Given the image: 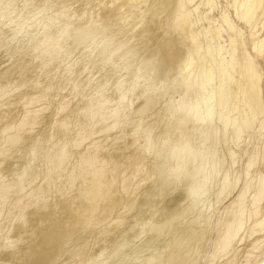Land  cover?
Wrapping results in <instances>:
<instances>
[{
  "label": "bare ground",
  "instance_id": "1",
  "mask_svg": "<svg viewBox=\"0 0 264 264\" xmlns=\"http://www.w3.org/2000/svg\"><path fill=\"white\" fill-rule=\"evenodd\" d=\"M23 1L25 2L27 0H0V2H4V4H7V5L10 4L9 6H7L9 8L6 9V12L5 11H4L5 13L2 12L3 16L5 15L4 18H6V16H7L8 19H12V18H13V20L16 19L17 17L15 18L14 17L15 15H13V13H15V14L21 13V11L24 10L23 8H24L25 4L21 5V3ZM30 1L31 0H28L27 2H30ZM71 1H73V0H71ZM79 1L80 2H78L79 3L78 6L76 5V6H72V8H66V10L68 9L67 10L68 13H66V12L65 13H66V15L69 14L67 16L65 15V13L62 14L63 16H61V13L59 11L60 9H59L58 11L60 14H58L57 12L56 13L58 15L53 14V15H55V16L57 15V16L56 17L53 16L52 18H50L52 20L51 21L49 20V23L45 24L44 22H42L43 20L41 22H40V20L38 22H36L38 24V29L40 28L39 26H41V25L43 26L41 28V30H38V32H37L36 31L37 27H36L35 28L36 32H34L35 34L31 35L29 38L27 36L28 39H26V40H22V41H24V44H23V46H20L21 50L15 49L13 51V54L11 53L12 55H14V53H18L17 57H21V58L18 60L17 59L13 60V64H12L13 68L12 67L9 68L10 66L5 67V70L4 71L1 70L2 72H0V100L2 98V100L0 101V164L2 165L0 168V171L4 170L6 168L7 172L10 171V173H11V168L9 167L10 170H8L7 169L8 167L4 168V166H7V164L10 161H11L10 165H12L13 164V162H12L13 157H14V161H15V157L20 155V153H23L25 151V149L31 148L32 150L31 149L29 150V151H31V154H29L28 165H27V163H25L27 166L25 165L24 168L20 167L21 169L23 168L22 171L20 172L21 175L20 174L15 175L16 176L15 179H17V180L19 179L18 182L21 181L19 184H21L22 187L26 186V185H24V184H26L25 182L27 181L26 178H24V176H26V175H24L23 172H25L26 167H28V169H29V163L32 160V157L34 158V156H32V155L36 154V151H38V149L39 150L40 149L45 150L43 148V145L45 143L43 142L44 144H42V140L45 137L43 138L44 134L42 135V133H40V128H38L39 129L38 133H40L42 135V137L41 136L40 137L43 139H40V138L34 139L33 138L34 136L31 137L32 131L35 128L33 126L35 124V121H37L41 115H43V114L45 115L41 119L44 121V118L45 117L47 118V116L51 112L50 113L48 112L49 114L47 113L48 115H46L45 114L46 113L45 108L37 109L35 107L34 108L32 107L31 113L27 115V114H25V108L28 104H30V103L35 104V102L39 101L42 97H44L43 96L44 93L50 87L49 86L50 83L48 82L50 76L53 77L56 75L57 62L59 60L63 61L64 59L62 57L64 55H66V54L70 55V53L71 54L73 53L74 50L71 48L74 45L70 46L72 43L75 44L74 42H76L80 46L83 42H86V41L92 42L93 41L92 47L87 49V51H85L83 54L85 56L84 62L82 61V59L80 60L81 63L82 62H83V64L85 63L84 64L85 66L81 65V68H80V66H76L73 68L67 67L68 72H65V73L66 74L68 73V76L63 75L64 74L63 70L65 69V67L62 70L60 69V71L58 70L59 72H61V71L63 72V74H62L63 76L60 75L61 79H59L61 81L58 82V83H60L58 85L59 86L58 91L60 93L62 91L65 92L66 90H67L66 91L67 93H68V90H70V93H72L71 92V89H72V91L77 93L78 99H80L79 98L80 96L78 93L82 91V90L80 91V89H82L81 85H82V83H84L83 80H85V81L91 80L89 82V83H91L92 80L95 78L94 72L97 70L96 69L94 71L95 67H97V66H100V67L107 66L108 67V65H106V63L109 64V63H111L112 60H115V59L116 60L113 62V64H115V66L118 69L120 68L119 70L122 71V72L120 71V73H124L125 75H128V77L125 76L124 74L120 75V73H118V76L124 75V77H126V79L123 77H122L123 79L119 78L120 80L118 81L117 79L115 80L114 76H113L116 73L114 72L113 75L111 74V76H113V79L115 80V83L114 84L112 83V85L110 86L111 82H113V81H111V82L109 81L110 84L106 83V84H109L108 87H106L107 85H105V86L101 85L100 86L102 89L106 90L105 94L103 91L102 92L100 91L101 93L104 94V95L102 94L104 97L107 94V92L110 90L109 93H111V94L105 98L101 97L100 99H97L98 97H96V96H99L98 92H96L95 93L96 95L94 96L90 92V90L88 89L89 95L90 96L93 95L92 97L93 98L95 97L96 99H93L92 97H90L88 99L87 98L88 95H87V97H84L83 99H85V98L87 99V100L86 99L84 100L85 103L89 102V104H88L89 107H87V105L83 102L84 105H86V106L83 105L84 106L83 109H80V110L78 109L79 112L77 111L78 114L76 113V115L74 117V118H76L77 115H78L77 117L83 116V112H84V115H85V113H86V115L88 113L89 116H87V117H91L90 121L89 120L84 121V119H87L86 116H84L86 118L80 117L83 119V121L81 120L83 123L87 121L88 123L90 122V125L89 124L87 125L84 123L85 124L84 128L89 126V129L87 127L86 129H88V131L83 130V133L81 132L82 134H84V132L86 131V133L83 135V138L81 137L82 139H77V140H80V141H78V143L75 140L76 139L75 136H78L81 134L80 131L82 130L81 128H83V127H81L83 123L81 125H79L80 123L78 124L81 127V128H79V130L81 129L79 131V133H80L79 134L78 132H75L76 130H78V128H76L77 124H75L76 129L75 128L73 129V127H71V126H73L72 122H74V119L72 121V119L68 118L69 114H71L70 112L72 110L74 112H76L75 108L79 104V103H77V99L75 97L74 98L76 99V102L72 101L74 99V98H72V96L75 93L74 94L72 93V96L70 95L68 100H66L68 97V96H66V99L64 98L65 100H62L61 103H59V102L56 103V104L59 103L58 106L60 107V109H59V107L57 108L54 104V106L58 109V111L61 110L60 111L61 117H60V115H58V113H56L59 116V120L56 122V120L58 119L57 116H55V117H57L56 120H54V118H53V122L51 119L50 123H54V125H56V123H57L54 130L51 129L52 131L48 130V129H50V126L47 129L46 127L48 125L46 126L45 123L42 122L43 125L46 126L44 128L48 130V131H46V130L45 131L47 132V134H48V132H49V134H50V132H52L51 134L54 135V134L58 133L56 130H58V129L60 130V128H62V129L64 128L63 130L61 129V135H59V136H62V133H63L62 131H67V129L69 127H71V130L72 129L75 130L74 132L77 134L76 135L74 134V139L71 138V140L73 139V141L70 140V137H72V136L69 137L68 141H69L70 145H72L73 142L75 141L76 144H74V146H75V149L78 148V150L76 152L74 151V153H73V150H71L70 147H74V146L73 145L69 146L68 143H67V145L69 148L65 149L67 147V145L65 144V142H67V139H66L65 142H64V140L62 141V142H64L62 144H64L65 146L60 145L61 149L60 148L58 150L55 149L56 151H58V153L55 150H54L55 151L54 152L52 147L56 146L55 145L56 140H53V139H57L58 134H60V133L57 134V138H53V139L51 138V140L54 141L53 142L54 144L50 143L51 141L49 142L52 147L49 148L48 146H50V145H47L48 151L46 150L47 153L45 152L46 157L45 158L43 157L44 158L43 161L39 158V160H41L42 163L40 164L38 161L37 165H35V172L33 170V172L37 175H35V177L33 179H31L32 180L31 184H29V185H31V190H29L30 186L27 185L26 186L27 191L24 190L23 188L17 191L16 189H19V188H15V186H16L15 184L17 183L15 181V179H14L15 183L12 184L10 182L8 183V180H6L4 178V176H2L3 174L0 176V192H2V190L6 191V195L4 197L0 196V202H1V200H4V203L0 204V228L2 229V226L6 227V230L4 232H2V230H1L2 235H0V247H1V249H0V264H10L12 261L14 262V261H17L19 259H20L19 264H61V261H60V263L58 261L59 260L58 256L60 257L62 252L64 253L65 250H67L66 248L68 247L67 246L68 243L71 246V248L68 247V249L70 248V251L67 250L69 252L68 253L69 263L68 264H92L93 262L95 264H97L98 259L100 258V256L104 255V251L106 249L101 250V251H99V250L96 251L95 245L97 243H99V242H96V239L102 235H103V237L105 235L106 236L108 235V237H109L110 232L114 231L115 229H117L119 226H121L123 224V220L125 218L124 216H126V215H124V212H126L128 209L132 208V206H134L136 204V203L134 204V201L136 199L134 200L132 198V195L134 194V192L132 195L128 194L129 193L128 188H131L133 190L136 189V188L134 189L133 185H135V183L137 182V179H138V183H136V185H135V187H137V185L139 184L140 174H142L143 172L146 173V171H148L147 167L149 168V166H151L152 168L149 169L147 176L144 175L145 176L144 178L148 182L146 184L150 186L149 188L147 186V188H145V189H148L150 192L149 194H152V195H150L151 198L155 197V194L158 192L157 191L158 188L155 187L156 183L158 181L162 182L164 179H166V180L170 179V173L172 174L171 177L172 176L176 177L175 179H173L172 184L170 183L171 186H169L167 184L168 187L166 188V190H169L168 191L169 194L167 195L168 199L165 196H164V199L168 200V201L167 200L166 201L168 202L169 207H170V209H172V211L179 209V205L185 204L186 206L184 205L185 206L184 208H182L183 206L180 207V210L179 211L177 210V213H176V211H174V213H176V214L173 213L174 215L169 214V216H170L169 220L171 221V223H172V221L174 223L177 221H181L183 224V221L180 219L185 218V216L190 214L191 211H193L196 207H198L199 204L201 205L200 201H201L202 195L200 198H197V197L195 198L194 195H196V193H198V191L201 190L202 184L204 182H207V185H206V183H204L205 185L203 184L204 189L205 188L209 189V187H210V186H208V183L210 182V180L206 181L207 179H209V178H207L208 176H206V180H205L202 178L203 176L201 175V173L204 174V172L202 171L203 166H206V163H204L205 165H203V159L206 155L205 156L202 155L203 152H205V151H203V150L200 151V149H201L200 145L196 146V144L199 143L198 138H197L198 140H196L197 142L195 141L196 144H195V142L193 143L191 141L192 139H190L192 132H193L191 125L196 123V122L195 123L192 122V120L194 119L193 117H195L196 114H199L196 111V110H198L197 104H195V106H194V107H196V106L197 107L194 108L192 106L190 100H192L194 98L193 95H195V94L200 95V93H199V87L200 86L198 87L197 84L194 83L197 80V78L193 82H192V80L184 81V79L186 78L187 75H186V73H184L183 70L189 69L188 71H186L187 73L190 71L191 67L189 68V66H188V68H187V65L189 62L192 61V57L190 58L189 56H191L192 53H195V52H192L190 50L192 52L191 53L188 50L191 48V45L187 44L186 41L182 39L183 38L182 33L184 30L189 32L188 34L187 33H185V34L191 35V36L187 37L190 39V41L187 40V42L188 41L192 42L193 41L192 37L195 36L193 30H190V27L192 24L190 25L189 24L190 22L186 18L187 15L185 12L187 11V9L184 6L185 2L183 3V1H181V0H171V1L166 0L165 2L163 1L162 4L163 5H164V3H166V4L164 5L165 6L164 12L163 13L161 12L162 18H160L161 17V14H160V16L158 18L152 17L153 19L151 20V17L146 15L147 13H149V11L148 12L146 11L147 12V13H145L146 18H144L145 19L144 21H146V25L142 29L139 30L138 28H140L139 26L142 24V22H140L141 24L140 25L138 24L139 26L137 28L138 32L136 31V32L132 33L129 31H132L134 28L131 29L132 28L131 27L130 29H127L125 27L127 25L126 23L130 22V20H133L132 17L137 18V20H138V17L142 16V15H140V16L138 15L136 17V15L139 13L137 11V9L139 10V8L134 7V4L136 2L134 3L133 0H79ZM139 1H141V0H138V2ZM218 1L220 2V0H218ZM132 2L134 4H132ZM138 2H137V4H138ZM155 2H157V1H155ZM159 2H160V0H159ZM214 2H216V1H214ZM233 2H236V0L235 1L233 0ZM153 3H154V1H153ZM66 4L68 5V3H66ZM192 4L194 5V3H192ZM241 4H242V2L240 3V5ZM139 5H140V3H139ZM139 5H138V7H140ZM185 5H187V2ZM26 6H27V4H26ZM151 6L152 5L149 4V7H151ZM159 6H161V5H159ZM218 6L219 5H217V7ZM237 6H238V4H237ZM30 7H31V5H30ZM68 7H71V6L69 5ZM144 7H146V6H144ZM152 7L154 8V6H152ZM155 7H156V3H155ZM184 7L186 9L185 11H184ZM204 7H205V5H204ZM217 7H215V8H217ZM54 8H56V7H54ZM210 8H211V5H210ZM220 8H221V4H220ZM28 9H30V8H28ZM140 9H142V8H140ZM232 9H235V7ZM35 10H36V8H35ZM62 10H64V9H62ZM62 10H61V12H62ZM66 10H64V11H66ZM158 10H159V8H158ZM196 10H198V9H196ZM240 10L242 11V19H245L246 22H248L253 17L252 15H254L256 12H258V14H259V16L257 17L258 18L257 19L258 24H255V26L256 25L257 26L252 28V29H250L252 27V25L250 24L251 27L249 28V30H247V29L244 30V27H243L244 31L242 29H238L237 27L236 28L238 30L235 29V31H237V32L234 33L236 35V37H235L236 40H233L234 44H235V48L233 49L234 54L232 53V50H231V53H232L231 65H232L233 72L236 73V78H235V82H232L233 83L232 86H234L233 87L234 89L232 90L233 92L231 94L232 96L230 95L229 100L228 99L227 100L229 102L230 99H232L234 105L240 104V102L243 101V102H245L246 105L250 104L251 106L254 107L253 109H255V113H253L254 115H251V116H253L252 120H247L248 117H247V119L243 118V121L241 120L243 123L242 126L246 125L247 121H248L249 124H247L248 128L246 130H248L249 126H250V127H252V129H250V130H252V133L250 135L251 136L250 138L248 136V138L250 139V142L247 143L248 144L247 146H245V145L240 146L239 145L240 147L239 146L236 147V148L239 147L237 150H235V149L229 150L230 155L228 154L227 156L232 157L234 153H238L239 158H241V160H242V165H241L242 166V169H241L242 174H240L241 178L239 181V178L236 177L237 180L239 181V183L237 185L238 181H235V186L234 185L232 186L231 182L235 180V177H234V179L232 178L233 180L230 179V180H232L231 182H230L228 177H224V179H223V176L221 177V180L223 179L224 183L227 182V184H228L230 182V184H231L230 186H232L233 188H228V189H230L228 191V189L226 187L227 185H226L225 187H226L227 192H228V194H227L225 191V187L223 186L224 183L222 184V186H223L222 188H224V189H222V191L224 192L223 194L226 193L225 197H227L229 195L228 197H230V198H229V200H225L227 202H222L224 204L221 206H220V204H221L220 200L218 199L219 200L218 201L216 198V200L218 201V203L220 202V204H219V207H216L217 204H213L214 206L216 205L215 207L217 208V209L215 208L216 209V216L214 215L215 217L211 218V220L213 219L212 220L213 224L209 223L207 225L209 227L212 224L211 225L212 227L210 226L211 229L209 227V229H210V231H208L209 233L206 232L207 230H209L207 227H205L207 229L206 231L204 230L205 232H203L201 230L203 233H205L204 235L202 233L201 234H202V238H204V240H205L204 243H206L208 240V242L206 244L208 246L205 250L200 247L201 250H204L203 251L204 253L202 255L203 256L202 259H200L201 257L200 258L198 257V259H200L201 262L198 261L199 263H196L197 259L195 260L196 264H264V0H244V4ZM192 11H194V10L192 9ZM236 11H234V12H236ZM136 12H138V13H136ZM201 12H200V14H201ZM229 12H230V10H229ZM151 13H153V12H151ZM154 13H155V11H154ZM192 13H194V12H192ZM198 13H196V14H198ZM207 14H208V12H207ZM215 14H216V12H215ZM239 14L240 13H238V14L235 13V16L239 15ZM145 15H144V17H145ZM149 15H151V14H149ZM204 15H203V17H204ZM211 15H213V14H211ZM229 15H231V14H229ZM151 16H154V15H151ZM220 16H221V14H220ZM226 16H227V14H226ZM208 17L210 18V16H208ZM208 17H207V19H208ZM229 17H231V16H228L227 18H229ZM159 18L163 21L161 22V20H159ZM204 18H206V17H204ZM139 19L143 20V18H139ZM222 19L223 18H221V20ZM237 19H238V17H237ZM254 19H256V17L253 18V20ZM0 20L3 22L1 17H0ZM13 20H11V21H13ZM148 20H149V22H148ZM195 20H197V19L195 18ZM228 20H226L225 23L229 24L230 21H228ZM230 20H232V18ZM44 21L46 22V20H44ZM47 21H48V19H47ZM215 21H217V20H215ZM223 21H225V20H223ZM220 22L218 21V23H220ZM233 22H230V23L233 24ZM237 22H238V20H237ZM195 23H197V22H195ZM213 23L215 25V22H213ZM4 24H6V23H4ZM10 24H12V23H10ZM129 24H132V23H129ZM135 24H137V22H135ZM222 24H223V22H222ZM248 24H246V25H248ZM198 25L200 26L201 24H198ZM223 25L225 26L227 24H223ZM1 26H2V23H1ZM13 26H16V25H13ZM228 26L229 25H227V27ZM231 26L233 29L234 26L233 25H231ZM231 26H229L228 28H230ZM4 27L5 26H3V28L0 27V42H1V40L5 41L3 38L6 39V37H8L7 35L11 34L9 32V30H8L9 33H6L7 29H9V28H4ZM129 27H130V25H129ZM11 28H12V30L14 29L13 27H11ZM17 28H18V26H17ZM214 28H215V26H214ZM135 29H136V26H135ZM201 29H203V28H201ZM201 29H199V30H201ZM211 29L213 30V28H211ZM217 30H216V32H217ZM223 30L224 29H222L221 31H223ZM230 30H231V28H230ZM13 31H16V30H13ZM19 31H22V30L20 29ZM210 31H208V32H210ZM203 32H204V30H203ZM232 32H234V31H232ZM130 33H132V34H130ZM218 33H220V32L218 31ZM227 33H228V31H227ZM227 33H225L224 35H226ZM30 34H28V35H30ZM192 35H194V36H192ZM198 35H197V37H198ZM212 35H214V33H212ZM230 35H228V38ZM109 36H111L112 38L108 40L107 38ZM203 36L206 38L205 35H203ZM23 37H25V32H24ZM209 37H211V35H209ZM216 37L218 38L217 35H216ZM222 38L223 37H221L220 39H222ZM233 38H231V40ZM105 39H107L108 41L105 42L104 41ZM196 39H198V38H195V40ZM212 39H213V37H212ZM210 42H211V40H210ZM224 42H225V40H224ZM192 43L194 44L195 42H192ZM206 43H205V46H206ZM211 43H213V42H211ZM218 43H220V42L218 41ZM230 43H231V41H230ZM5 44H7V43L5 42ZM201 44H204V43H201ZM201 44H199V45H201ZM187 45H189L190 48H188ZM196 45H198V44H196ZM231 45H232V43H231ZM76 46H74V47L76 48ZM87 46L89 47V45H87ZM202 46H204V45H202ZM220 46L221 45H219L218 47H220ZM227 46L231 47L229 45H227ZM227 46L225 48V45L223 44L222 47L225 49H230V48H227ZM77 48H78V46H77ZM84 48H86V47H84ZM199 48L200 47H198L197 49H199ZM223 48H221V49L223 50L222 52L224 53L226 50L224 51ZM79 49L81 50V47ZM214 49L216 51V48H214ZM84 50H86V49H84ZM78 51L79 50H76V52H78ZM82 51H83V49H82ZM202 51H204V49ZM217 51H218L217 54H219L220 50L217 49ZM199 52H201V51H199ZM223 53H221V55ZM228 54H229V52H228ZM76 55H77V53H76ZM78 55H79V53H78ZM198 55H196L193 58H195V60L198 59L197 61H200V62L195 63V61H194L195 65L191 64V66L193 65V67H195L194 68L195 70H196V65L197 66L198 65H204L206 63L205 62L206 60L204 59L205 57H203L201 59L200 58L201 56H200L199 57L201 59L200 60L199 58H196ZM79 56H77V58ZM207 56H208V53H207ZM224 56H223V58H224ZM38 57H40V58L42 57V58H44V60L39 59ZM66 57L67 56H65V58ZM74 57H76V56H74ZM138 57H139V60H140V58H142L141 62H143L142 60H145V58L147 57V59L143 63H145L144 65L148 64L150 66V68L153 70V72H154L153 73L154 75L152 76L153 78H149L148 77L149 75L146 76V75L142 74L141 71H143V68H144L143 64H142L143 66L140 64H139L140 66H137L135 64L136 66L134 65L135 66V68H134L133 64L136 63L135 60L136 59L138 60ZM10 58H11V56H10ZM34 58L36 60L38 58L37 61L41 60L39 63H41L43 61L42 64L40 65V67L38 66L39 64L37 65L38 67H35V64H33L34 65L33 66L32 63H29V61L32 59L34 60ZM60 58H62L63 60ZM67 58L69 59V57H67ZM212 58L216 59V57H213V55H212ZM212 58H211V60H213ZM225 58H226V56H225ZM7 59H9V58H7ZM23 59H24V61H23ZM75 59L76 58H74L72 60H75ZM109 59L111 61H109ZM207 59L209 61V64H208V67H209L211 60H209V58H207ZM215 59L213 60V63H215L214 62V61H216ZM228 59H230V58H228ZM33 60H32V62L34 63L35 60L34 61ZM69 60H71V59H69ZM72 60L70 62H72ZM189 60H191V61H189ZM220 60H221V57L219 59V62H220ZM65 61L66 60H64L63 62L65 63ZM9 62H10V60H9ZM70 62H69L70 65L72 63H73V65H76V63L74 64L75 61H73L72 63H70ZM76 62H77V59H76ZM225 62H226V60H225ZM225 62H224V64H225ZM229 62H230V60H229ZM3 63H6V62H3ZM3 63H2V65H3ZM66 63H68V62L66 61ZM138 63L139 62H137V64ZM10 64H11V62H10ZM62 64L60 66H64ZM69 64H66V65H69ZM221 64H223V61ZM2 65H0V66H2ZM87 65H88V67H87ZM219 65H220V63H219ZM71 67H72V65H71ZM145 67L147 68V66H145ZM206 67H207V65H206ZM3 68H4V66H3ZM202 68L203 67H201V69ZM1 69H2V67H1ZM109 69L114 70L115 68H111V66H110ZM134 69H136V70L134 71ZM147 69H145V70H147ZM213 69H214V67H213ZM216 69H217V67H216ZM219 69L220 68H218V70ZM222 69H223L222 71H224V67ZM40 70H41V72H40ZM42 70L45 71L50 76L45 74L46 76L43 75V77L45 76V78H46L48 76L49 77L48 80L46 79L47 81L38 82V81H36L37 80L36 78L38 77L37 75L39 74V72L41 75ZM137 70L140 71L141 75L134 76V77H136L134 79L132 74L135 75V73L138 72ZM148 70H150V69H148ZM148 70H147V72H149ZM195 70H193V71H195ZM198 70H200V68ZM203 70H200V71H203ZM207 70H208V68H207ZM111 71H109V72H111ZM225 71H226V68H225ZM96 72H95V74H96ZM101 72H102V70H101ZM101 72L100 73L98 72L99 76L101 75ZM106 72H108V71H106ZM133 72H135V73H133ZM191 72L192 71H190V73ZM197 72H199V71H197ZM203 72H200V73H202V75H203ZM205 72H206V70H205ZM216 72L213 74H216ZM190 73H189V75H190ZM200 73H199V75H200ZM228 73L226 72V74H228ZM104 74L107 75L105 73V71H104ZM145 74H148V73L145 72ZM209 74H211V73H209ZM213 74L211 77H213ZM220 74H222V73H220ZM40 75H39V77H41ZM58 75H56V76H58ZM202 75H200V76H202ZM218 75H219V71H218ZM115 76H117V75H115ZM105 77H103L105 80L107 78L109 79V77H107V78H105ZM150 77H151V75H150ZM193 77H195V76L193 75ZM203 77H204V75H203ZM203 77H200V78H202L201 80H203ZM221 77H222V75H221ZM54 78L57 79L58 77H54ZM70 78H72L71 80L74 79V82H72L71 87L68 88L66 86L65 82L68 79L70 82ZM140 78H141V80H140ZM213 78H215V77H213ZM226 78H228V77L226 76ZM56 79H55V82H56ZM97 79H95V80L97 81ZM100 79L102 80V78H100ZM104 79H103V81H105ZM128 79L131 80L130 84L125 83V82L129 81ZM191 79H193V78L191 77ZM206 79H209V78L206 77ZM215 79H213L214 82H215ZM217 79L219 80V78H217ZM222 79H223V77H222ZM222 79L220 81H222ZM229 79H230V77H229ZM101 80L99 81L100 84H102ZM213 80H212V83L214 84ZM49 81L51 82V78ZM223 81H224V79H223ZM230 81H231V79H230ZM232 81H233V79H232ZM93 82H94V80H93ZM204 82H205V80H204ZM206 82H207V85H203V86H206V87L208 86V89H209L210 88L209 86H211L212 83L211 84L209 83L210 85H208L207 80H206ZM86 83H88V82H86ZM201 83H202V81H201ZM218 83H219V85L218 84L217 85L220 87L222 84L220 85L221 82H218ZM226 83L224 82L225 85H226ZM86 85H88L89 88L91 87V86H89L90 84H86ZM99 85H95V83H94V85L92 84V86H99ZM228 86L230 87V85H228ZM56 89H55V91H56ZM94 89L98 91V88L95 87L92 90V87H91V91L95 92ZM204 89L206 90V88L204 87L200 92H206ZM84 90L85 89L83 88V91ZM218 90H219V88L217 89V91ZM220 90H223V89L221 88ZM227 90H229V89H227ZM51 91L53 94L54 93L53 90H51ZM48 92H49V94H51V92L49 90H48ZM48 92H46L45 94H47ZM86 92H83V93H86ZM101 93H100V96H102ZM215 93L216 92H214V94ZM217 93H219V92H217ZM217 93H216V95H217ZM220 93H222V91ZM208 94H209V91H208ZM62 95L65 96L64 93ZM218 95H221V94H218ZM46 96L48 97L49 95L47 94ZM60 96H61V94H60ZM74 96H76V95H74ZM188 96H190V97L188 98ZM191 96H192V99H191ZM200 96H202V95H200ZM209 96H210V94H209ZM56 97L57 98L59 97L58 93H57ZM197 97L199 98V96H197ZM205 97L207 98L206 95H205ZM221 97H222V95H221ZM221 97H219V98L221 99ZM52 98L54 99L53 96H52ZM57 98H56V101L58 100ZM62 98H63V96H61V99ZM70 98H71V100H69ZM201 98L205 99L203 97H200L199 99L202 100ZM53 99H51L50 101H53ZM61 99H60V101H61ZM212 99L213 98L207 99V101L210 102L209 100H212ZM220 99H218V100H220ZM196 100H198V99H196ZM48 101H49V99L47 100V102ZM204 101H206V99ZM220 101L222 104L223 103L222 100H220ZM78 102H80V101H78ZM201 102H203V101H200L199 104ZM80 103H82V102H80ZM195 103H197V102H195ZM206 103H205V106H208V105L210 106L211 102L208 104H206ZM49 104L52 105V102ZM200 105L202 106V103ZM54 106L52 109H51V107H49L52 112L55 108ZM209 106H208V109L210 108ZM228 106H230V105H228ZM248 106L249 105H247L245 107L248 108ZM85 107L88 109V112H85V110H84ZM211 107H212V105H211ZM224 107L225 106L223 105V108ZM236 107H237V105H236ZM242 107H244V106H242ZM77 108H79V107H77ZM198 108H203V107L199 106ZM50 109H48V110L50 111ZM87 109H86V111H87ZM236 109H238L237 111H239L238 107ZM214 110L216 111L217 109L214 108ZM229 110H230V108H229ZM80 111H82V112H80ZM173 111H176V113H177V115L174 118L172 117ZM209 111L211 112V110H209ZM234 111H232L233 113L232 112L230 114L228 113L229 114L228 116H230L231 114H234ZM240 111H241V109H240ZM248 111H252V110H248ZM56 112H57V110H56ZM204 112L205 111L203 110L202 114L200 116H202ZM210 112H209V115H210ZM225 112H226V110H225ZM80 113H82V115ZM200 113H201V111H200ZM79 114H80V116H79ZM211 114H212V112H211ZM241 114H240V116H238L239 119L241 117ZM209 115H207V113H206V116L204 115L206 117V119L203 117L204 118L203 122H205L207 120V118L209 119V121L208 120L206 121L207 123L209 122V124L205 123L208 126L206 127L203 124L202 125L204 127H206L205 130L207 129L206 131H208L206 134L209 133V136L211 134V138H212L213 133L220 135V131H219V133L215 132V131H217V129H216L217 125H215V123L218 121L214 122V120H210ZM218 115H215V117ZM50 116H48V118H50ZM52 116H54V115L52 114ZM72 116H74V115L72 114ZM197 116H199V115H197ZM197 116H196V118H197ZM211 116L214 117L213 115H211ZM220 116H222V112H221ZM216 118H218V117H216ZM234 118L236 119V117H234ZM67 119H69V121L72 125H70V124L68 125ZM219 119H220V117H219ZM225 119L227 120V118H225ZM231 119H233V118H231ZM231 119H230V121H231ZM81 121L78 119L77 122H81ZM197 121H198V119H197ZM223 121H225V120L223 119L222 121H219V123H221ZM227 121H225L226 123L223 122L224 124L222 123L220 128H218V129H221V128L223 129L222 134H224L225 138H227L224 140V138H223L224 136L222 137L225 143H227V141L229 139L228 137H229V133H230V131H229L230 128H233L232 125H231L232 127L230 126V128H229V123ZM46 122H49V121L46 120ZM203 122H201V123H203ZM233 122L232 123L230 122V123L233 124ZM11 123L14 124L13 126H15L16 129L7 135H4L5 131L9 129L8 126ZM199 123H200V121H199ZM238 123H239V121H238ZM196 124H198V122ZM251 124H252V126H251ZM193 126L195 128L197 125L196 126L193 125ZM236 126H238V124ZM242 126H240V127H242ZM40 127H41V129L43 128L42 126H40ZM58 127H60V128H58ZM199 127H201V126H199ZM44 128H43V131H44ZM52 128H53V126H52ZM56 128H58V129H56ZM236 128H234L235 132L237 130ZM242 129H244V128H242ZM197 130L199 132L200 128L198 129V127H197ZM234 130L232 129L233 132H234ZM246 130L244 129V131H246ZM72 131H70V132H72ZM175 131L179 132L180 138H181L180 143L178 145L172 144V142H171L172 133H174ZM238 131H239V129L237 130V132ZM46 132H45V135H46ZM68 132H65V133H68ZM70 132H69V134H71ZM65 133H63V135ZM201 133H202V131H201ZM238 133L239 134L238 135L236 134V136L232 135L234 142H233V140H231V141L234 145L233 144L232 145L230 144V145L234 146V148L236 145L240 144V143H238V141H241V140H239V138H241L240 135L242 134V131H241V133L240 132H238ZM247 133L248 132H245L243 134L246 135ZM49 134H48V137H53V136H49ZM215 134H214V136H215ZM202 136H204V135H202ZM226 136H228V137H226ZM207 137H208V135H207ZM194 138H195V136H194ZM213 138L215 139L214 142L217 144V141H216L217 138H215V137H213ZM61 139H62V137H61ZM45 140L46 139H44V141ZM202 140H204V138ZM205 140H207V141L209 140L211 142L210 138L205 139ZM205 140L202 141L203 142L202 144L204 147H205V145L210 144L209 141H208L209 143L207 141H206L207 142L206 143ZM218 141H219V138H218ZM242 141H243V139H242ZM229 142H230V139H229ZM245 142H244V144H245ZM46 143H48V142H46ZM83 143L84 144L86 143V145L81 147ZM220 144H221V142H220ZM222 145H223L222 147H224L223 143H222ZM61 146L63 147V149ZM198 146H200V147H198ZM214 146L218 147L217 145H214ZM225 146H226V144H225ZM56 147H59L58 144ZM226 148H227V146H226ZM229 148H231V147H229ZM203 149H206V148H203ZM218 149H219V147H218ZM208 150H212V149H208ZM216 150H217V148H216ZM220 151H223V150H220ZM227 151L228 150H226V153H227ZM25 153H26V155L28 154L27 151ZM38 153H40V152H38ZM45 153H43L44 156H45ZM207 153H209V152H207ZM204 154H206V152ZM220 154H222V152ZM222 155H224V154H222ZM225 155L224 156L220 155V157L227 158ZM212 156L215 157V155H212ZM212 156H210V157L212 158ZM38 157H40V156H38ZM233 158H236V157L233 156ZM25 159H26V157H25ZM207 159H208L207 161L209 162V157ZM215 159L218 160V158H215ZM215 159L213 158L214 161H215ZM34 160H35V158L33 159V162H34ZM213 160H210V161H213ZM219 160H220V158H219ZM230 160L232 161V159H230ZM51 161H56L53 165L54 167L52 166V164L46 165V164H48V162L51 163ZM221 161H223V159ZM221 161H219L218 165L220 164ZM235 161H238L237 163L240 162V160H237V159ZM235 161H233L232 163L237 164ZM18 162H19V160H18ZM223 162L226 164L225 161H223ZM223 162H222V165L224 164ZM211 163H213V162H211ZM31 164H32V162H31ZM239 164L238 165L232 164V165H234L235 167L238 166V168H239L240 167ZM32 165H34V164H32ZM222 165L220 166V168H221L220 171L221 170L224 171V169L226 168L225 172H227V173H224V172H220V173H223L226 176V174H228L229 171H227V167H224L222 169ZM232 165L231 166L229 165V166L233 167ZM48 166H51V167H48ZM229 166H228V169L230 168ZM2 167H3V169H2ZM208 167H210V165ZM208 167H207V169L209 171ZM235 167H233V168H235ZM30 168H31V166H30ZM212 168L213 167H211V169ZM28 169H27V171H28ZM218 170H217V172H218ZM231 170L233 171L232 168H231ZM205 171H207V170H205ZM235 171H236V169H235ZM235 171H233V174H235ZM33 172H31L32 176H33V174H32ZM65 173H67L68 175H71L72 181L70 183H73L72 185H76L75 183L78 182L77 183L78 186H75L76 188L75 187L73 188V186L71 185L72 189L70 191L68 190V192L66 191L68 194L62 192L63 185H62L61 189H60L61 185L60 186L58 185L60 183L62 184V182H64L65 184L67 182L66 185H68V183H69L68 181H70V180H67V178H66V177H68V175L66 174L65 175L66 177L65 176L62 177V175ZM168 173H169V177L164 176ZM214 173L216 174V171H214ZM214 173H213V175H214ZM238 173H241V171ZM11 174L13 175L14 173H11ZM205 174H206V172H205ZM208 174H210V173H208ZM208 174H206V175H208ZM217 174H219V173H217ZM230 174H232V173H230ZM28 175H29V173H28ZM28 175H27V177H28ZM42 175H43V177H41ZM238 175H236V176H238ZM39 176L41 177V179L38 181L37 179H39ZM5 177L7 178L6 174H5ZM61 177L65 178L67 181L66 182L63 181L65 179L61 180ZM10 178H11V179H9L10 181L13 180L12 177H10ZM23 178L26 181H22V180H24ZM144 178H142V179H144ZM225 178H227L229 180V182ZM58 179L61 180L62 182L57 183ZM36 180L38 182H35ZM179 181L181 182L180 183L181 185H178ZM218 181L220 182V180H218ZM22 182H24V184H23L24 186L22 185ZM48 182H50L51 184H49ZM140 183H142V180H140ZM211 183H209V185ZM232 183L234 184V182H232ZM68 186H70V184ZM206 186H208V187H206ZM139 187L141 189V186H139ZM218 187H219V183H218ZM67 188H69V187H67ZM64 189H65V187H64ZM127 189H128V191H127ZM131 189H130V192L133 191V190L131 191ZM207 189L204 190L203 192H205V191L208 192L209 190H207ZM218 189L220 190V188H218ZM136 190L138 191V188ZM211 190H213V189H211ZM220 191L217 190L218 193ZM222 191L219 194H222ZM160 192H161V190H160ZM210 192L211 191H209L208 193H210ZM200 193H201V191H200ZM200 193H198V194H200ZM208 193H205L204 195H206V194H207V196L210 195ZM64 194H66V195H64ZM213 194H212V196H213ZM215 194H216V192H215ZM215 194H214V196H215ZM219 194H217L218 195L217 197L220 196ZM136 195H137V193H136ZM144 195H142V196H144ZM162 195H160V196H162ZM54 196L58 197L57 200H53ZM138 196H139V194H138ZM138 196L137 197L134 196L135 198H137L136 202H138ZM212 196H210V197L212 198ZM223 196H222V198H223ZM198 197H199V195H198ZM203 198H205V197H203ZM222 198H220V199H222ZM18 199H20V200L22 199V200L17 205L15 211H13L12 205ZM161 199L163 200V198H161ZM161 199L159 198V199L151 200L152 204H151V202H149L151 204V209H150V212L147 211L148 212L147 216L149 215L147 218L145 216L146 214L144 215V213H143L144 211L143 212L141 211L143 213V215L145 216V219L148 222L146 225V221L145 222L143 221L145 224V227L147 226L148 230L149 229L153 230L154 229L153 227H155L153 225H148L149 221H152L151 220L152 218L151 219H149V218H150V216H152L151 212L155 211V214H156V212L159 211V206H161L160 204H162V205L164 204L163 203L164 200L161 201ZM224 199H226V198H224ZM120 200H121V207L116 210V207H119L118 205L120 204V202H119ZM203 200L205 201V199H203ZM209 200L211 201V199H208V201ZM214 200H215V198H214ZM188 201H190V203ZM210 201L208 203H210ZM117 203H118V205H117ZM115 204L117 206H115ZM147 204L148 203H146V205ZM210 204L211 205H208V204L207 205L211 206V208H212V206H213L212 201ZM141 205L143 206L144 204H141ZM214 206H213V208H214ZM141 208L144 209L145 207H141ZM134 209H133V211H134ZM198 209H199V207H198ZM209 209H208V211H209ZM215 209L214 210L212 209V210L215 211ZM196 210H197V208H196ZM196 210H195V212L194 211L193 212L197 213L198 211H196ZM200 210H201V208H200ZM129 211H131V210H128V213H130ZM208 211H206L207 214L204 216L209 219L211 216L210 217L208 216V214L210 213ZM165 212H163V213H165ZM203 212H205V210ZM158 213H157V215H158ZM130 214H128L127 216H131ZM155 214H153V215H155ZM213 214H215V213H213ZM195 215H193V217ZM197 215H199V214L197 213ZM140 216H142V215L140 214ZM114 217H116V218L114 219ZM157 217H155V218H157ZM197 217H198V219L200 218V216H197ZM187 218L188 217H186V219ZM196 218H195V220H196ZM113 219L115 222L113 221ZM201 219H202V221L204 220L203 218H201ZM137 220L139 221L140 218L138 217ZM47 221H51L50 222L51 230L49 228L50 231L45 230L46 229V227H45L46 223L45 222H47ZM111 221H113L112 226H110L111 224H109ZM208 221L204 220V222H206V223ZM52 222H54V224L51 226ZM102 222L105 223L104 224L105 228L107 227L106 224L107 225L109 224V227L107 229L104 228L102 230L101 229V227H103V226H101V225H103ZM153 222H152V224L155 223V222L154 223ZM192 222L194 223V220ZM197 222L199 223L200 221L196 220L195 223H197ZM97 224L100 225V230H99L98 226L96 227ZM199 224L201 226L202 224H205V223L200 222ZM47 225H49V223ZM138 225H139V223H138ZM180 226H182V225H180ZM203 226H205V225H203ZM203 226H201V228ZM178 228H179V225H178ZM187 228H189V227H186L185 229H187ZM205 228L203 227V229H205ZM189 229H187V230H189ZM193 229H194V226H193ZM3 230H4V227H3ZM196 230H195V232H196ZM145 231H144V233H145ZM201 231H198L199 234ZM192 232L193 231H191L190 234H192ZM188 233H189V231H188ZM190 234H187V235H188V237L190 236L189 238L191 239ZM193 234H195V233H193ZM199 234H198V236L194 235L195 237L192 235V239H193V237H194L193 240H196V237L198 239V237L200 236ZM148 240H150V239H148ZM178 240H179V238H178ZM197 241H196V243H197ZM200 241H201V238H200ZM200 241H198V242H200ZM93 242H96V243L93 244ZM190 242H191V240H190ZM201 243L203 246L204 245L203 240ZM201 243H197V244L201 245ZM88 244H89V246H88ZM197 244L194 243V245H193V243H192L191 245L193 247ZM127 245L128 244H126V246ZM200 245H197V246L199 247ZM133 246H135V244ZM197 246L194 247L195 251L199 252L200 253L199 256H201L202 251L200 249L196 250ZM187 247L189 248L188 249V252L190 253L189 255L193 254L194 251H193V253H191L192 251L190 252V246H187ZM187 247H186V250H187ZM194 248H192V249H194ZM159 249H161V248H159ZM186 250H184L185 253L187 252ZM162 251H164V250H162ZM169 252H165V253L167 254ZM173 252H172V254H175ZM106 253H105V256H106ZM149 253H151V252H149ZM149 253H147V254H149ZM155 253H157V256H158V252L155 251ZM178 253H180V252H178ZM65 254H67V253H65ZM176 254L174 256H176ZM129 255H130V253H129ZM169 255H167V256H169ZM184 255L185 254L183 253V256ZM187 255H186V257H187ZM105 256H103V258ZM112 256H114V255H112ZM159 256L161 257V255H159ZM141 257H143V256L141 255ZM178 257H181L180 254H178ZM186 257L180 258V260L178 262L177 261H174V262H177V264H182V263H184L185 260H187ZM146 258H148V257H146ZM164 258L167 260L168 257L166 258L163 255V259ZM187 258H189V257H187ZM193 258H194V256H193ZM60 259H61V257H60ZM64 259H66V258H64ZM64 259L62 261H65ZM144 259L145 258L143 257V260ZM156 259L157 258L155 257L154 261ZM170 259L173 260L174 259L173 256ZM176 259H178L177 256L175 257L174 260H176ZM148 260H149V258L147 260H145L146 264L148 263ZM158 260H160V258H158ZM172 260L171 261L169 260V261L173 262ZM104 261H105V259H104ZM125 261H124V263H125ZM132 261H134V260H132ZM142 261H140V262H142ZM149 261H151V259ZM163 261L164 260H162V262ZM190 261L192 262V259ZM56 262H58V263H56ZM134 262L136 263L137 261H134ZM165 262L167 263V261H164V263ZM99 263H101V261ZM126 263H128V262H126ZM152 263L155 264L153 261H152ZM156 263H157V260H156ZM193 263H191V264H193ZM62 264H63V262H62ZM167 264H170V263H167ZM187 264H189V261Z\"/></svg>",
  "mask_w": 264,
  "mask_h": 264
},
{
  "label": "rangeland",
  "instance_id": "2",
  "mask_svg": "<svg viewBox=\"0 0 264 264\" xmlns=\"http://www.w3.org/2000/svg\"><path fill=\"white\" fill-rule=\"evenodd\" d=\"M27 1H28V0H27ZM27 1H25V2L23 1V2L21 3V5H22V4H23V5L25 4V6H24V8H23L24 10L21 11V13H16V14L13 13V15H15L14 17H15V18L17 17V18L14 19V20H13V18H12V19H8L7 16H6L7 19L4 18L5 15L3 16V13L6 12V9L9 8V7H7V6H9L10 4H8V5H7V4H4L5 1H4V2H0V5H1V6H0V9H1V10H0V17L2 18L3 22L7 24V25L4 24V23L0 20V22L2 23V26H1V23H0V27L3 28V26H5L4 28H9V29H7V32H6V31H5V32H6V33H9V32L11 33V34H8V35H7L8 37H6V39L3 38L5 41H2V40H1V42H0V44L2 45V46L0 45V48H1V49H0V65H2L3 62H6V63H3L2 66H0V72L4 71V70H5V67H9V66H10L9 68H11V67L13 68V66H12V64H13V60H15V59L18 60V59L21 58V57H17V56H18V53H14V55H12V54H13V51H14L15 49H16V50H21V47H20V46H23V44H24V41H22V40H26V39H28L31 35L35 34L34 32H36V31L38 32V30H41V28H42L43 26H42V25L39 26L40 28L38 29V24H37L36 22H38L39 20H40V22H41V21L43 20L42 22H44L45 24H46V23H49V20H50V21L52 20V19H50V18H52L53 16H55V15H53V14H57V13L60 14V13H61V16H63L62 14H64L65 12L68 13V11H67L68 9L66 10V8H72V6H76V5L78 6V5H79L78 2H80L79 0H78V1H77V0H73V1H71V0H33V1H32V0H31V1H30L31 3H30V2H27ZM45 1H46V2H45ZM48 1H49V2H48ZM144 1H145L146 3H145ZM149 1H150V2H149ZM153 1H154V3H153ZM155 1H157V2H155ZM163 1L165 2L166 0H160V2H159V0H141V1H139V2H138V0H133L134 3L136 2L135 4L132 2V4H134V7L139 8V10L137 9V11H138L139 13L136 12V13H138V14L136 15V17H137L138 15H139V16L142 15V16L138 17V20H139V21L137 20V18L132 17L133 20H130V19H129L130 22H127V23H126L127 25H126L125 27H126L127 29H130L131 27H132L131 29L134 28L132 31H129V32H132V33H133V32H136V31L138 32V29L140 30V29H142V28L146 25V21H144V20H145L144 18H146V15H148L149 17H151V20H152V19H153L152 17H156V18H158V17L160 16L161 12H162V13L164 12V10H165V9H164V8H165L164 5H165L166 3H164V5H163V4H162ZM168 1H169V0H168ZM170 1H171V0H170ZM181 1H183V3L185 2V3H184V6H185L186 9H187V11L185 12L186 15H187L186 18H187L188 21L190 22L189 24H190V25L192 24L191 27H190V30H193V32H194V34H195L196 37H195L194 35H192V36H194L195 38H198V39L195 40V38L192 37V40H193L192 42H195L196 44H198V45H196L195 43L193 44L192 42H189L190 39L187 38V37H188V36H191V35H187V34L189 33L188 31H185V30H184L183 33H182V36H183L182 39L185 40L187 44H190V45H191V48H190L189 45H187V47L190 48V49H188V50H189V51L191 50L192 52H195V53H192V52L190 51V52L192 53V55L189 56V57H190V58L192 57V61L189 60V61H191V62H189L188 65H187V68H188V66H189V68L191 67V68H190V71H192L193 73H192V72L190 73V71L187 73L186 71H188L189 69H185V70H183L184 73H186V75L188 76V77L186 76V78L184 79V81L192 80V82H193V81H195L196 78H197V80H196L194 83L197 84L198 87L200 86V87H199V93H200V95H202V96H200V95H198V94H195L196 96L193 95V97H194L193 99H192V96H191V99H192V100H190V102H191V104H192L193 107L195 106V104H197L198 107H199V106H200V107H203V108L205 107V108L203 109V108H198V107L196 106L197 109H198V110H196V111H197V113H199V114H196V116H197V115H199V116H197V118H196V116L193 117L194 119L192 120V122H193V123H195V122L197 123V122H198V124L195 123V124H192V125H191L193 132L195 131V132H194L195 134L192 132V135H191L190 139H192L191 141H192L193 143H194L196 140L199 139V140H198L199 143L196 144L197 141L195 142L196 146H197V145H200V146H201V149L199 148L200 151L203 150V151L206 152V154H204L205 152L202 151V152H203L202 155H204V156L206 155L205 157L203 156V157H204V159H203V165H205L204 163H206V166H207V165H208V166L210 165V167L207 166V167L209 168V171H210V172L208 171V169H207L206 166H203V169H204V168H205V169H204V170L202 169V171L204 172V174H205V172H206V174H208V173H210V174H208V175L205 174V175H204L203 173H201V175L203 176L202 178L205 179V180H206V176H208L207 178H209V179H207L206 181H209V180H210L209 183H211V182H212V183H211L210 185H209V183H208V186H210L209 189H207V188L204 189V185H205L204 183H206V185H207V182H204V183H203L204 185L202 184V188H201V190L199 189L201 186L198 188V189L201 191L202 194L200 193V191H198V193H200V194L196 193L197 196L194 195L195 198H196V197H197V198H200L201 195H202V197H201V201H200L201 205H200V204L198 205L199 209H198V207H196L197 210H196V208L193 210L194 212H195V210L198 211L197 213H198L199 215H197V213H194L193 211H191L192 214L190 213V214L186 215L185 218L180 219V220L183 221V224H182L181 221H177V222H175V223L172 221V223H173V224H172L171 221L169 220V218H170L169 214H170V215H174V214L177 213V210H178V211L180 210V207L183 206L182 208H184V207L186 206L185 204L179 205V209H177V210H173V211H172V209H170L169 204H168V202H167V201H168V200H167V199H168V196H167V195L169 194V192H168L169 190H166V188L168 187V185L171 186V184H172V182H173V179H175L176 177H174V176L171 177L172 174L170 173V179H171V180H170V179H167V180L164 179L162 182H161V181H158L157 183L155 182V183H156V186H155V185H154V186H155L156 188H158V189H157L158 192L155 194V197H156V198L153 197L154 195L152 196L153 198H151L150 195H152V194H149V193H150L149 190H148V189H145V188H147V186H148V188H149L150 186L146 184V183H148V182H147V180H146L144 177L148 175V171H149V169H151L152 167H151V166H149V168L147 167V170H148V171H146V173L143 172L142 174H140V178H141V179L139 178V184H140V185H139V184H138V185L141 186V189H140V187H139L138 185H137V187H135L136 183H138V179H137V182L135 183V185H133L134 189H135V188H136V189L138 188V191H139V192H138L136 189H135V190H136L137 192H136L135 190L131 189V188H128L129 191H128V189H127V191L129 192L128 194L132 195L133 192H134L135 195H134V194H133V195H134L135 197H137L138 194H139V196H140V197L138 196V202H136V201H137V198H135V197L132 195V198H133L134 200L136 199L135 201L133 200V201H134V204H135V203H136V204H135V205L133 204L134 206H132V208L128 209V210H131V211H129L131 214L128 213V210H127L126 212H124V215H126V216H124L125 218H124V220H123V224H122L121 226H119L117 229H115L114 231L110 232V234H111V233H112V234H111V235L109 234V237H108V235H107V236L105 235L104 237H103V235H102V236H100V237H98V238L96 239V242H99V243H97V244L95 245V250H96V251H98V250L101 251V250H105V249H106V250L104 251V255L100 256V258L98 259L97 264H98L100 261H101V263H99V264H120V263H121V264H129L130 262H131L132 264H136V263H137V264H141V263H142V264H143V263L146 264V261H145V260H147L148 258H149V260L151 259V261L148 260V263L150 262L149 264H153L152 261H153L155 264H158L159 262H160L159 264H163L164 261H167V263H170V264H174V263L177 264V262L180 260V258H183V257L185 258L187 254H188L187 257H189V258L186 257L187 260H185V261H186L187 263H188V261H189V264H191V263H193V262H194L193 264H196V263L201 262L200 259H202V257H203V256H202L203 253H204L203 251H204V250L207 248V246H208V245H206L207 242H208V240H207L206 243H204L205 240H204V238H202V234H203V235L205 234V233H203V232H205V231L207 230L205 227H207V228L209 229V227L213 224V221H212L213 219L211 220V218H213V217L216 216V209H217L216 207H219L220 202H221V204H220V206H221V205L224 204V203H222V202H227V201H225V200H229V198H230V197H228L229 195H228L227 197H225L226 193L228 194L227 189H228V188H233L232 186H233V185L235 186V181H238L237 178H239V181H240V178H241V175H240V174H242V170H241V169H242V166H241V165H242V160H241V158H239L238 153H234V154H233V156L236 157V158H233V156H232V157H229V156H227V155H228L229 152H230L229 150H231V149H233V150H234V149L237 150L241 145H243V146H244V145L247 146V145H248L247 143L250 142V139H249V138L251 137L250 135H251V133H252V130H250V129H252V127L249 126V129L246 130V129L248 128L247 124H249V123H248V121H247V124L244 125V126H242V124H243L242 121H243V118H244V119H247V117H248L247 120H252V117H253V116H251V115H254L253 113H255V109H253L254 107L251 106L250 104H247V105H249L248 108L250 107V108L248 109L247 107H245V106H247V105H246L245 102H243V101H241L240 104H235V105L233 104L232 99H230V101L228 102V100H229V98H230V95H231L232 92H233L232 90L234 89V88H233L234 86H232V84H233L232 82H235V78H236V73L233 72V70H232L231 58H232V53H233V51H234L233 49L235 48V44H234V41H233V40H236V38H235L236 35H235L234 33H236L237 31H235V29H236V30H238V29H242V30H243V27H244V30H245V29L249 30V28L251 27V25H252V27H251L250 29L256 27L257 25L255 26V24H258V22H257V19H258V18H257V17L259 16V14H258V12H256L258 15H257L256 13H255L254 15H252L253 17H252L248 22H246L245 19H242V11H241L240 9L242 8V6H243V4H244V0H236V2H233V0H229V1H228V0H225V1H224V0H220V2H219L218 0H213V1H212V0H203V1H202V0H196V1H195V0H192V1H191V0H189V1H188V0H181ZM199 1H200V2H199ZM214 1H216V2H214ZM226 1H227V2H226ZM234 1H235V0H234ZM238 1H239L240 3L242 2V4L240 5V3H239ZM8 2H9V1H8ZM75 2H76L77 4H76ZM137 2H138V4H137ZM141 2H142V3H141ZM186 2H187V5H185ZM191 2L194 3V5H193ZM196 2H197V3H196ZM201 2H202V3H201ZM213 2H214V3H213ZM1 3H2V4H1ZM33 3H34V4H33ZM45 3H46V4H45ZM59 3H60V4H59ZM61 3H62V4H61ZM66 3H68V5H67ZM139 3H140V5H139ZM151 3H152V4H151ZM155 3H156V7H155ZM160 3H161V4H160ZM207 3H208V4H207ZM211 3H212V4H211ZM217 3H218V4H217ZM231 3H232V4H231ZM233 3H234L235 5H234ZM26 4H27V6H26ZM29 4L31 5V7H30ZM48 4H49V5H48ZM57 4H58V5H57ZM146 4H147V5H146ZM149 4L152 5V6H154V8H153L152 6L149 7ZM196 4H197V5H196ZM203 4L205 5V7H204ZM220 4H221V8H220ZM237 4H238V6H237ZM55 5H56V6H55ZM63 5H64V6H63ZM69 5H70L71 7H68ZM136 5H137V6H136ZM138 5H139L140 7H138ZM142 5H143V6H142ZM157 5H158V6L161 5V6L158 7ZM210 5H211V8H212L213 10L210 8ZM213 5H214V6H213ZM215 5H216V6H215ZM217 5H219V6L217 7ZM231 5H232V6H231ZM4 6H5V7H4ZM65 6H66V7H65ZM144 6H146V7H144ZM162 6H163V7H162ZM195 6H196V7H195ZM212 6H213V7H212ZM230 6H231V7H230ZM236 6H237V7H236ZM54 7H56V8H54ZM57 7H58V8H57ZM148 7H149V8H148ZM157 7L159 8V10H158ZM185 7H184V11L186 10ZM203 7H204V8H203ZM215 7H217L218 9L215 8ZM225 7H226L227 9H226ZM229 7H230V8H229ZM234 7H235V9H232V8H234ZM25 8H26V9H25ZM28 8H30V9H28ZM35 8H36V10H35ZM140 8H142V9H140ZM146 8H147V9H146ZM199 8H200V9H199ZM207 8H208V9H207ZM223 8H224V9H223ZM237 8H238L239 10H238ZM59 9H60V10H59ZM62 9L66 10V11H64V10H62ZM145 9H146V10H145ZM149 9H150V10H149ZM192 9H193L194 11H192ZM196 9H198L199 11L196 10ZM203 9H204V10H203ZM215 9H216V10H215ZM231 9H232V10H231ZM27 10H28V11H27ZM58 10L60 11V13H59ZM61 10H62V12H61ZM141 10H142V11H141ZM157 10H158L159 12H158ZM160 10H161V11H160ZM162 10H163V11H162ZM211 10H212V11H211ZM214 10H215V11H214ZM220 10H221V11H220ZM227 10H228V11H227ZM229 10H230V12H229ZM236 10H237V11H236ZM4 11H5V12H4ZM146 11H147V12L149 11V13H147ZM154 11H155V13H154ZM190 11H191V12H190ZM195 11H196V12H195ZM201 11H202L203 13H202ZM223 11H224V12H223ZM234 11H236V12H234ZM2 12H3V13H2ZM22 12H23V13H22ZM24 12H25V13H24ZM56 12H57V13H56ZM151 12H153V13H151ZM156 12H157V13H156ZM192 12H194V13H192ZM198 12H199V13H198ZM200 12H201V14H200ZM207 12H208V14H207ZM215 12H216V14H215ZM221 12H222V13H221ZM228 12H229V13H228ZM36 13H37V14H36ZM66 13H65V15H66ZM145 13H147V14L145 15ZM158 13H159V14H158ZM191 13H192L193 15H192ZM196 13H198V14H196ZM223 13H224L225 15H224ZM235 13H237V14L240 13V14L235 16ZM18 14H19V15H18ZM44 14H45V15H44ZM50 14H51V15H50ZM58 14H57V15H58ZM149 14L154 15V16H151V15H149ZM204 14H205L206 16H205ZM211 14H213V15H211ZM220 14H221L222 17L220 16ZM222 14H223V15H222ZM226 14H227V16H226ZM229 14H231V15H229ZM16 15H17V16H16ZM57 15H56V16H57ZM67 15H69V14H67ZM67 15H66V16H67ZM144 15H145V17H144ZM156 15H157V16H156ZM194 15H195V16H194ZM203 15H204V17H206V18H204ZM218 15H219V16H218ZM2 16H3V17H2ZM56 16H55V17H56ZM208 16H210V18H209ZM228 16H231V17L227 18ZM234 16H235V17H234ZM44 17H45V18H44ZM48 17H49V18H48ZM207 17H208V19H207ZM224 17H225V18H224ZM237 17H238V19H237ZM255 17H256V19H254V20H255V21H254L253 18H255ZM139 18H143V20H142V19H139ZM160 18H162V14H161V17H160ZM160 18H159V20H161ZM193 18H194V19H193ZM195 18H196L197 20H195ZM215 18H216V19H215ZM217 18H218V19H217ZM221 18H223V19L221 20ZM231 18H232V20H230ZM47 19H48V21H47ZM189 19H190V20H189ZM228 19H229V20H228ZM11 20H13V21H11ZM44 20H46V22H45ZM134 20H135V21H134ZM149 20H150V19H149ZM149 20H148V22H149ZM213 20H214V21H213ZM215 20H217V21H215ZM223 20H225V21H223ZM226 20H228V21H230V22H233V21H234V22H233V24L230 23V22H229V24H228V23H225ZM237 20H238V22H237ZM242 20H243L244 22H243ZM162 21H163V20H161V22H162ZM203 21H204V22H203ZM210 21H211V22H210ZM218 21H219V22L221 21V22L218 23ZM228 21H227V22H228ZM241 21H242L243 23H242ZM133 22H134V23H133ZM135 22H137V24H135ZM140 22H142L143 25H142ZM143 22H144V23H143ZM195 22H197L198 24H201V25L199 26V25H198L197 23H195ZM200 22H201V23H200ZM213 22H215V25H214ZM216 22H217V23H216ZM222 22H223V24H227V25H229V26L233 25V26H234V27H233L234 30L232 29V26H231L230 28H231V30L234 31V32H232V31L230 30V28H228L229 26H228V27H227V25L224 26V25L222 24ZM250 22H251V23H250ZM10 23H12V24L14 23L13 25H16V26H13V25L10 24ZM35 23H36L37 25H36ZM129 23H132V24H129ZM211 23H212V24H211ZM244 23H245V24H244ZM248 23H249V24H248ZM253 23H254V24H253ZM133 24H134V25H133ZM138 24H139V25L141 24V25L139 26ZM194 24H195V25H194ZM202 24H203V25H202ZM221 24H222V25H221ZM236 24H237V25H236ZM246 24H248V25H246ZM250 24H251V25H250ZM28 25H29V26H28ZM129 25H130V27H129ZM197 25H198V26H197ZM218 25H219V26L221 25L222 27H221V26L219 27ZM240 25H241V26H240ZM17 26H18V28H17ZM135 26H136V29H135ZM138 26H139L140 28H138ZM201 26H202V27H201ZM204 26H205V27H204ZM214 26H215V28H214ZM223 26H224V27H223ZM246 26H247V27H246ZM11 27H13V28H14L13 30H16V31H13ZM20 27H21V28H20ZM22 27H23V28H22ZM28 27H29L31 30H30ZM32 27H33V28H32ZM36 27H37V29H36V31H35V28H36ZM206 27H207L208 29H209V28H210V29L208 30ZM226 27H227L228 29H227ZM236 27H237L238 29H237ZM10 28H11V29H10ZM126 28H125V29H126ZM137 28H138V29H137ZM201 28H203V29H201ZM205 28H206V29H205ZM211 28H213V30H212ZM17 29H18V30H17ZM20 29H21L22 31H19ZM199 29H201V30H199ZM217 29H218V30H217ZM219 29H220V30H219ZM222 29H224V30H223L224 32L221 31ZM8 30H9V32H8ZM11 30H12V31H11ZM27 30H28V31H27ZM203 30H204V32H203ZM210 30H211V31H210ZM216 30H217V32H216ZM225 30H226V31H225ZM244 30H243V31H244ZM208 31H210V32H208ZM218 31H219L220 33H218ZM227 31H228V33H227ZM24 32H25V37H23V36H24ZM215 32H216V33H215ZM13 33H14L16 36H15ZM17 33H18V34H17ZM30 33H31V34H30ZM132 33H130V34H132ZM185 33H187V34H185ZM203 33H204V34H203ZM205 33H206V34H205ZM208 33H209V34H208ZM212 33H214V35H212ZM221 33H222L223 35H222ZM225 33H227L228 35L231 34V35L229 36V38H228V35H227V34L224 35ZM28 34H30V35H28ZM198 34H199V35H198ZM215 34L218 36V38L216 37ZM218 34H219V35H218ZM17 35H18V36H17ZM197 35H198V37H197ZM203 35H205L207 39H206ZM207 35H208V36H207ZM209 35H211V37H209ZM220 35H221V36H220ZM234 35H235V36H234ZM27 36H28V38H27ZM185 36H186V37H185ZM232 36H233L234 38H233ZM212 37H213V39H212ZM221 37H223L224 39H223V38H222L223 40L220 39ZM24 38H25V39H24ZM111 38H112V37L109 36L107 39L109 40V39H111ZM186 38H187V39H186ZM201 38H202V39H201ZM204 38H205V39H204ZM231 38H233V39L231 40ZM107 39H105L104 41L107 42V41H108ZM200 39H201V40H200ZM219 39H220V40H219ZM187 40H189V41L187 42ZM206 40H207V41H206ZM208 40H209V41H208ZM210 40H211V42H213V43L215 42V43H214V44L211 43ZM216 40H217V41H216ZM224 40H225V42H224ZM228 40H229V41H228ZM203 41H204V42H203ZM218 41H219L220 43H218ZM222 41H223L224 43H223ZM227 41H228V42H227ZM230 41H231L232 45H231ZM2 42H3V43H2ZM5 42H6L7 44H5ZM87 42H88V41L83 42V43H82L83 45L81 44L82 46H81V45L79 46V44L76 43V42H74L75 44L72 43V44L70 45V46H73V45L76 46V45L78 44V45H77L78 48H77V46H76L77 49H76L74 46H73L72 48H71V47H70V48L73 49L75 52H76V50H79V51L76 52L77 55H76V53L73 51L72 54H71V53H70V55H69V54H66V55H64V56L62 57V58H63L64 60H66L68 63H66V61H65V63H64V62H63L64 60H63L62 58H60V59H62L63 61L59 60V61L57 62V67H56L57 71H56V75L59 74L58 76L55 75V76L51 77L50 75H48V74H47L45 71H43V70H42L41 75H40L41 70H40L39 74L37 75L38 77L36 78V79H37L36 81H38V82H40V81H41V82H42V81H43V82H44V81H47L48 78H49L48 76H50V78H51V82L49 81V80H50V78H49L48 82L50 83V84H49L50 87L48 88V90L51 92V94H49L48 90H46V92H48L47 94L49 95V96H48L49 98L46 96L47 94H45V93H46V92H45L44 95H43L44 97H42L39 101L35 102V104L30 103V104H28V105L26 106V108H25V114H27V115L30 114L31 111H32V107H33V108L35 107V108H37V109H43V108H45V109H46V113H45L46 115H48V114L51 112L54 116H52V114L50 113V114L48 115V116L51 115L50 118H48V116H47V118L45 117L46 119L44 118V121H45V122H44L43 120H41V119L45 116V115L43 114V115H41V116L38 118L37 121H35V124H34V126H33V127H35V128H34V130L32 131L31 137L34 136V137H33L34 139H36V138H37V139H39V138H40V139H43V138L45 137L44 139H46V140H45V141H44V139L42 140V144L45 143V144L43 145V148H44L45 150H41V149H40V150H41V151H40V150L37 148V149H38V151H36V154H37V155H36V154H33V155H32V156H34V158H35L34 162H33V159H34V158L32 157V160H31L30 163H29V169H28V167H26L25 172H23L24 175H26V176H24V178H26L27 181L23 178L24 180H22V181H26V182H25L26 184H24V182H22V185L24 184V185H26V186H27V185L30 186L29 190H31V185H29V184H31V181H32L31 179H33V178L35 177V175H37V174L34 173V172H35V165H37L38 161H39L40 164L42 163L43 159L46 157V153H47V151H48L47 148H48V147H49V148L52 147V146L50 145V143H53L54 141H52L51 138H52V139H53V138H57V134L60 133V134H58V138H57L58 140H57V139H53V140H56V141H55V145L57 146V144H58V146H59V147H56V146L54 145L55 147H52V148H53V151H54L55 149L58 150V149L60 148V145L65 146V145L62 144V143H64V142L66 141V139H67V142H65L66 145H67V143H68L69 146H72V145L74 146V144H76V142L78 143V141H80V140H77V139H82V138H83V135L86 133V131H88L89 126H87L88 129H86L87 127L84 128L85 124H87V125L89 124V125H90V122H89V123L87 122L88 120H89V121L91 120V117H87V116H89L88 113H87V115H86V113H85V115H84V112H83V116H80V114L82 115V113L79 114V116L82 117V118H83L84 116L87 117V119H84V121L87 120V121H86L87 123L84 122L85 124L82 122V121H83L82 118L77 117L78 115L76 116V118H74L75 115H76V113L78 114L79 110H80V109H83L84 106L87 105V107H89V106H88L89 102H88V103H85L84 100H85L86 98H85V99H83V98H84V97H87V95H88L87 98L89 99V98L92 97L93 95L95 96V95H96V94H95L96 92H98L99 96H100V93H101L102 91H103L104 94H105V93H106V92H105L106 90L102 89V88L100 87L101 85H103V86L107 85L106 87H108L111 81H113V82H111L110 86L112 85V83H113V84L115 83V80H116V79H117L118 81H119L122 77L126 79V77H124L125 74H124V73H120V71H121V70H119L120 68L118 69V68L115 66V64H113V62H114L116 59H115V60H112V61L109 59V61H111V63H109V64L106 63V65H108V67H107V66H105V67L97 66V67H95V69H94V71L97 69V70H96L97 72L95 71L96 74H95V72H94V77H95V78L93 79L94 82H93V80H92L91 83H92L93 85H94V83H95V85H99V84H100L99 81L101 80L100 78H102V80H101V81H102V82H101L102 84H100L99 86H92V84L89 83L91 80H90V81L87 80V79H86L87 81L83 80L84 83H82V85H81V86H82V89H80V91H81V90L83 91V88H84L85 90H84L83 92H86V91H87V92H86V93H83V92L81 91V92L78 93L79 96H80L79 98H80L81 100L78 99V97H77V96H78L77 93H75L74 91H72V89H71V92H72L73 94L75 93L74 95H76V96H74V95L72 96V93H70V90H68V93L66 92L67 90H66V91L64 90L66 93L63 92V91L60 93V92L58 91V90H59V86H58V85L60 84V83H58V82L61 81V80H59V79H61V78H60V75H62L63 72H64L63 75H65V76L67 75V76H68V73L66 74L65 72H68V68H69V67H70V68H73V67H76V66H80V68H81V65H84V64H85V63L83 64V62H84V57H85L83 54H84L85 51H87V49H89L90 47H92V43H93V41H92V42L90 41V42H88V43H87ZM200 42H201V43H204V44H201ZM206 42H207V43H206ZM208 42H209V43H208ZM13 43H14V44H13ZM21 43H22V44H21ZM84 43H85V44H84ZM205 43H206V46H205ZM217 43H218V44H217ZM225 43H226L227 45L231 46V47H228ZM228 43H229V44H228ZM199 44H201V45H199ZM223 44L225 45V48H226V46H227V48H230V49H225V48H223V47H222ZM87 45H89V47H88ZM90 45H91V46H90ZM202 45H204V46H202ZM215 45H216V46H215ZM219 45H221V46L218 47ZM196 46H197V47H196ZM11 47H12V48H11ZM80 47H81V50L79 49ZM82 47H83V48H82ZM84 47H86V48H84ZM193 47H194L196 50H195ZM198 47H200L201 49H200V48L197 49ZM192 48H193V49H192ZM208 48H209V49H208ZM214 48H216V51H215ZM221 48H223L224 51H225V50H226V51L223 53V52H222L223 50H222ZM8 49H9L10 51H9ZM75 49H76V50H75ZM82 49H83V51H82ZM84 49H86V50H84ZM203 49H204L205 52L202 51ZM217 49L220 50V51H219V54H220V55H221V53H223L221 56H220L219 54H217V53H218ZM2 50H3V51H2ZM194 50H195V51H194ZM207 50H208L210 53H209ZM212 50H213V51H212ZM231 50H232V53H231ZM81 51H82V52H81ZM199 51H201V52H199ZM206 51H207V52H206ZM214 51H215V52H214ZM227 51L229 52V54H228ZM7 52H8V53H7ZM20 52H21V51H20ZM20 52H19V53H20ZM220 52H221V53H220ZM11 53H12V54H11ZM78 53H79V55H80V54H81V55L79 56ZM197 53H198V54L200 53V54L198 55ZM201 53H202V54H201ZM207 53H208V56H207ZM212 53H213V54H212ZM8 54H9V55H8ZM15 54H16V55H15ZM73 54H74V55H73ZM203 54H204V55H203ZM230 54H231V55H230ZM233 54H234V53H233ZM2 55H3V56H2ZM82 55H83V56H82ZM196 55H198L196 58H199V57L201 56L200 58L202 59L203 57H205L204 59L206 60V61H205L206 63L204 64L205 66H204V65H198V66L196 65V70H195V69H194L195 67H193V65H195V64H194V61H195V63H197V62L199 63V62H200V61H197L198 59L195 60V58H193V57H195ZM205 55H206V56H205ZM212 55H213V57H216V59L214 58V59L216 60V61H214L215 63H213V60H214V59L212 58ZM218 55L221 57L220 62H219L220 57H219ZM224 55L226 56V58H225ZM227 55H228L229 57H228ZM4 56H5V57H4ZM10 56H11V58H10ZM65 56L69 57V59H71V60L74 59V58H76V59H77V62H76V59H75V60H72V62L75 61L74 64L76 63V65H73V63L70 62L71 60H69L67 57L65 58ZM74 56H76V57H74ZM77 56H79V57L77 58ZM81 56H82V57H81ZM217 56H218V57H217ZM223 56H224V58H223ZM230 56H231V57H230ZM206 57L209 58V60H211V58L213 59V60L210 61V65H209V67H208L209 61H208V59H207ZM210 57H211V58H210ZM7 58H9V59H7ZM13 58H14V59H13ZM38 58L44 60V58H42V57H41V58L38 57ZM38 58H37V60H38ZM200 58H199V59H200ZM217 58H218V59H217ZM228 58H230V59H228ZM11 59H12V60H11ZM81 59H82V61H83L82 63L80 62ZM141 59H142V58H140V60H139V57H138V60H137V59L135 60L136 63H134L133 66H134L135 64H136L137 66H140V65H142V64L144 65L145 63H143V62L147 59V57L145 58V60H142L143 62H141ZM201 59H200V60H201ZM3 60H4V61H3ZM7 60H8V61H7ZM9 60H10L11 64H10ZM32 60H33V59H32ZM32 60H30L29 63H32V65L35 64V67H38V66L40 67V65H41L42 62H43V61H42L41 63H39L41 60L37 61V60L34 58L35 62L33 63ZM34 60H33V61H34ZM217 60H218V61H217ZM225 60H226V62H225ZM227 60H228V61H227ZM229 60H230V62H229ZM23 61H24V59H23ZM60 61H61V62H60ZM187 61H188V60H187ZM222 61H223V64H224V62H225L226 65H225V64H224V65L221 64ZM1 62H2V63H1ZM69 62L72 63V64H71L72 67H71V65L69 64ZM79 62H80V63H79ZM137 62H139V63L137 64ZM218 62L220 63V65H219ZM8 63H9V64H8ZM59 63H60V64H59ZM62 63H63V64H62ZM4 64H5V65H4ZM7 64H8V65H7ZM38 64H39V65H38ZM61 64L64 65V66H60ZM66 64H69L70 66H69V65H66ZM110 64H111V65H110ZM139 64H140V65H139ZM191 64H193V65L191 66ZM212 64H213V65H212ZM214 64H215V65H214ZM227 64H228V65H227ZM229 64H230V65H229ZM37 65H38V66H37ZM136 65H135V66H136ZM143 65H142V66H143ZM206 65H207V67H206ZM222 65H223V66H222ZM3 66H4V68H3ZM33 66H34V65H33ZM84 66H85V65H84ZM110 66H111V68H115L114 70L111 69L113 72L109 69ZM113 66H114V67H113ZM135 66H134V68H135ZM145 66H147V68L150 69V70H148ZM215 66L217 67V69H216ZM225 66H226V67H225ZM228 66H229V67H228ZM230 66H231V67H230ZM1 67H2V69H1ZM59 67H60V68H59ZM62 67H63V68H62ZM64 67H65V69H64ZM67 67H68V68H67ZM87 67H88V65H87ZM106 67H107L108 69H107ZM192 67H193V68H192ZM198 67L200 68V70H203V69H204V70H203L204 72L198 70V69H199ZM201 67H203V68L201 69ZM205 67H206V68H205ZM213 67H214V69H213ZM223 67H224V71H222V70H223V69H222ZM227 67H228V68H227ZM66 68H67V69H66ZM77 68H78V67H77ZM84 68H85V67H84ZM98 68H99V69H98ZM103 68H104V69H103ZM136 68H137V67H136ZM197 68H198V69H197ZM207 68H208V70H207ZM211 68H212L213 70H212ZM218 68H220V69L218 70ZM225 68H226V71H225ZM230 68H231V69H230ZM60 69H61V70L64 69L65 71L63 70V72H62V71L59 72ZM105 69H106V70H105ZM145 69H147L150 73L147 72V70H145ZM192 69L195 70V71H193ZM215 69H216V70H215ZM228 69H229L231 72H230ZM1 70H2V71H1ZM58 70H59V71H58ZM101 70H102V72H101ZM103 70L105 71V73H106L107 75L104 74V71H103ZM135 70H136V69H134V71H135ZM151 70H152V69H151L150 66L147 64V65H144L143 71H141V72H142V74H144V75H146V76L149 75V76H148L149 78H153L152 76L154 75V74H153L154 72H153V70H152V71H151ZM205 70H206V72H205ZM106 71H108V72H106ZM109 71H111V72H109ZM137 71H138V72H136V73L133 72V73H135V75L132 74L134 79L136 78V77H134V76H137V75L139 76V75H141L140 71H139V70H137ZM144 71H145L146 73H148V74H145ZM197 71H199V72H197ZM216 71H217V72H216ZM218 71H219V75H218ZM220 71H221V72H220ZM98 72H99V73L101 72V75H100V76H99V73H98ZM114 72H115L116 74H114ZM121 72H122V71H121ZM143 72H144V73H143ZM196 72H197V73H196ZM200 72H203L204 77H203L202 73H200ZM215 72H216V74H213V73H215ZM226 72H227V73L229 72V73L226 74ZM232 72H233V73H232ZM118 73H120V75H121V74H124V75H122V76L119 75V76H118ZM151 73H152V74H151ZM189 73H190V75H189ZM195 73H196V74H195ZM199 73H200V75H202V76H200ZM209 73H211V74H209ZM220 73H222V74H220ZM230 73H231V74H230ZM45 74L48 75L46 78H45V76H46ZM111 74H112V75L114 74L113 76H114V79H115V80L113 79V76H111ZM197 74H198V75H197ZM212 74H213V77H215L216 79L213 78V77H211ZM39 75H40L41 77H39ZM43 75H45V76L43 77ZM63 75H62V76H63ZM102 75H103V76H102ZM109 75H110V76H109ZM115 75H117V76H115ZM132 75H131V76H132ZM150 75H151V77H150ZM191 75H192V76H191ZM193 75H194L195 77H193ZM215 75H216V76H215ZM221 75H222L224 81H223ZM229 75H230V76H229ZM231 75H232V76H231ZM234 75H235V76H234ZM96 76H97V77H96ZM105 76H106V77H105ZM125 76L128 77V75H125ZM190 76H191L193 79H191ZM218 76H219V77H218ZM226 76H227L228 78H226ZM233 76H234V77H233ZM42 77H43V78H42ZM54 77H58V78L56 79V78H54ZM103 77H105V78L109 77V79L107 78V79L105 80ZM111 77H112V78H111ZM115 77H116V78H115ZM189 77H190V78H189ZM198 77H199V78H198ZM200 77H203V80H201L202 78H200ZM206 77L209 78L210 80H209V79H206ZM229 77H230L231 81H230ZM41 78H42V79H41ZM97 78H98L99 80H98ZM119 78H120V79H119ZM123 78H122V79H123ZM129 78H130V77H129ZM131 78H132V77H131ZM183 78H184V77H183ZM194 78H195V79H194ZM217 78H219V80H218ZM220 78L222 79V81H220V80H221ZM46 79H47V80H46ZM55 79H56V82H55ZM71 79H72V78H70V82H69V79L67 80L68 82H67V81L65 82V83H66V86H67L68 88L71 87L72 82H74V79H73V80H71ZM95 79H97V81H96ZM103 79H104L106 82L103 81ZM111 79H112V80H111ZM213 79H215V82H214ZM232 79H233V81H232ZM128 80H129V79H128ZM140 80H141V78H140ZM204 80H205V82H204ZM206 80L208 81V85H210V84L212 83V80H213V82H214V84L212 83L213 85L211 84V86H209V87H210L209 89H208V86H207V87H206V86H203V85H207ZM228 80H229V81H228ZM109 81H110V82H109ZM126 81H127V80H126ZM197 81H198V82H197ZM199 81H200V82H199ZM201 81H202L203 84L201 83ZM210 81H211V82H210ZM54 82H55V83H54ZM86 82H88V83H86ZM130 82H131V80H129L128 82H125V83H127V84L129 83V84H130ZM216 82H217V83H216ZM218 82H221L220 85L222 84L220 87L218 86V85H219ZM222 82H223V83H222ZM224 82H225V83L227 82L226 85L224 84ZM229 82H230V83H229ZM85 83H86V84H90L89 86L92 87V90H93V88H95V87L98 88V91L95 90V89H94L95 92L91 91V87L89 88L88 85H86ZM104 83H105V84H104ZM106 83H109V84H106ZM200 83H201V84H200ZM205 83H206V84H205ZM209 83H210V84H209ZM215 84H216V85L218 84V85L216 86ZM223 84H224V85H223ZM201 85H202L203 87H202ZM228 85H230V87H229ZM54 86H55L57 89H56ZM85 86H86V87H85ZM213 86H214V87H213ZM215 86H216V87H215ZM53 87H54V88H53ZM87 87H88V88H87ZM99 87H100V88H99ZM204 87L206 88V90L204 89L206 92H200ZM224 87H225V88H224ZM227 87H228V88H227ZM86 88H87V89H86ZM212 88H213V89H212ZM214 88H215V89H214ZM218 88H219V90L217 91ZM221 88H222L223 90H220ZM231 88H232V89H231ZM55 89H56V91H55ZM88 89H89L90 92L93 94V95L91 94L92 96L89 95V90H88ZM225 89H226V90L229 89V90L226 91ZM51 90H53V92H54L53 94H52V91H51ZM204 90H203V91H204ZM207 90L209 91L210 96H209ZM214 90H215V91H214ZM230 90H231V91H230ZM100 91H101V92H100ZM109 91H110V90H109ZM109 91L107 92V94L105 95V97H108V95L111 94V93H109ZM221 91H222V93H220ZM225 91H226V92H225ZM214 92H216V93L219 92V93H217V95H216V93L214 94ZM223 92H224V93H223ZM57 93H58V96H59L60 98H59V97H58V98L56 97ZM63 93L65 94V96L62 95ZM80 93H81V94H80ZM87 93H88V94H87ZM202 93H203V94H202ZM205 93H206V94H205ZM212 93H213L215 96H214ZM55 94H56V95H55ZM60 94H61V96H63L62 99H61ZM66 94H67V95H66ZM83 94H84V95H83ZM98 94H97V95H98ZM102 94H103V93H101V95H102ZM104 94H103V95H104ZM211 94H212V95H211ZM218 94H221L222 97H223L224 99L221 97V95H218ZM54 95H55V96H54ZM70 95L72 96V98L75 97V98L77 99V103H79L77 107H79V108L76 107V108H75L76 110L74 109L76 112H74V111L72 110L73 112H72V111L70 112L71 114H69V117H68V118H69V119H72V121H73V119H74V122L71 121V122L73 123V126H71V127H73V129H74V128L77 126L76 128H78V130L75 131V130L72 129V130H73V131H72V130H71V127L68 126L70 129L67 127L69 130L67 129V131H62V132L65 133V132H68V131H69V132L72 131V132H70L71 134H69V132H68V133H65L66 135H65V134L63 135V133H62V136H59V135H61V129H62V128L58 127V128H60V130H59L58 128H56V129H58V130H56L58 133L56 132L57 134L52 135V134H51L52 132H50V134H49V132H48L49 136H53V137H48V134H47L46 131H48V130H49V131H52L51 129L54 130L55 126L57 125V123H56V125H54V123H50L51 119H52V122H53V118H54V120H56V118L58 117V119L56 120V122H57V121L59 120V116H58V115H60V117H61V112H60L61 110L58 111V109H57V108L59 107V106H58L59 103H61L62 100H65V99H66V96H68L67 99H66V100H68V98H69ZM85 95H86V96H85ZM103 95L100 96V97H99V96H96V97H98L97 99H100L101 97L105 98ZM205 95L207 96V98L205 97ZM227 95H228V96H227ZM52 96L54 97V99L52 98ZM197 96H199V98H200V97L205 98L206 101H204L205 99H202V98H201L202 100H200ZM211 96H212V97H211ZM213 96H214L215 98H216V97H217V98L215 99ZM226 96H227V97H226ZM231 96H232V95H231ZM50 97H51V98H50ZM55 97L58 99L57 101H56V98H55ZM81 97H82V98H81ZM189 97H190V96H188V98H189ZM196 97H197V98H196ZM210 97L213 98L212 100H209L211 103L207 101V99H211ZM219 97H221V99H220ZM5 98H6V97H5ZM5 98H4V99H5ZM43 98H44V99H43ZM64 98H65V99H64ZM75 98H74V99H75ZM92 98H93V97H92ZM92 98H91V99H92ZM195 98L198 99L199 101L196 100ZM225 98H226V99H225ZM231 98H232V97H231ZM4 99H3V100H4ZM48 99H49V101H50L51 99H53L54 102H53V101H50V102L48 101V102H47ZM60 99H61V101H60ZM74 99H73L72 101L76 102V99H75V100H74ZM82 99H83V100H82ZM93 99H96V98L94 97ZM218 99L222 100L223 103L221 104V101L218 100ZM227 99H228V100H227ZM1 100H2V98H1ZM1 100H0V101H1ZM69 100H71V98H70ZM86 100H87V99H86ZM195 100H196V101H195ZM216 100H217V101H216ZM78 101H80V102H82V103L84 102L86 105H84V103L82 104V103H80V102H78ZM200 101H203V102H201V103H202V106L200 105L201 103L199 104ZM219 101H220V102H219ZM45 102H46V103H45ZM51 102H52V105L49 104V103H51ZM57 102H59V103L56 104ZM195 102H197V103H195ZM206 102H207V103H206ZM213 102H214V103H213ZM225 102H226V103H225ZM230 102H231V103H230ZM205 103H206V104L210 103V106L208 105V106L210 107L209 109H208V106H205ZM227 103H228V104H227ZM241 103H242V104H241ZM48 104H49V105H48ZM54 104H55V106H56L57 108L54 106ZM83 105H84V106H83ZM203 105H204V106H203ZM211 105H212V107H211ZM214 105H215V106H214ZM217 105H218V106H217ZM221 105H222V106H221ZM223 105L225 106L224 108H223ZM228 105H230V106H228ZM231 105H232V106H231ZM236 105H237V107L239 108V111H237L238 109H236V108H237ZM53 106H54L55 108H54V110H53V112H52L51 109L53 108ZM80 106H81L82 108H81ZM213 106H214V107H213ZM220 106H221V107H220ZM226 106H227V107H226ZM242 106H244V107H242ZM49 107H51V109H50ZM196 107H194V108H196ZM206 107H207V108H206ZM219 107H220V108H219ZM232 107H233V108H232ZM235 107H236V108H235ZM214 108L217 109V110L215 111ZM229 108H230V110H229ZM234 108H235L236 110H235ZM48 109H50V111H49ZM55 109L57 110V112H56ZM59 109H60V107H59ZM78 109H79V110H78ZM86 109H87V108L85 107V108H84L85 112H88V109H87V111H86ZM199 109H200V110H199ZM205 109H206V110H205ZM212 109H213V110H212ZM233 109H234L235 111H234ZM240 109H241L242 112L240 111ZM243 109H244V110H243ZM203 110L205 111V112H204L205 114L203 113V115L200 116V115L202 114V111H203ZM207 110H208V111H207ZM209 110H211L212 114H211V112H210ZM225 110H226V112H225ZM227 110H228V111H227ZM231 110L234 111V114H231L232 116H231V115L228 116V115L232 112ZM248 110H252V111H248ZM77 111H78V112H77ZM82 111H83V110H82ZM82 111H80V112H82ZM200 111H201V113H200ZM243 111H244V112H243ZM245 111H246V112H245ZM48 112H49V113H48ZM209 112H210V115H209ZM213 112H214V113H213ZM215 112H216V113H215ZM219 112H220V113H219ZM221 112H222V116H220V115H221ZM235 112H236V113H235ZM238 112H239L240 114L242 113L240 119L238 118V116H240V114H239ZM249 112H250V113H249ZM47 113H48V114H47ZM54 113H55V114H54ZM56 113H58V115H57ZM59 113H60V114H59ZM74 113H75V114H74ZM206 113H207V115H209L210 120H214V122L218 121V122L215 123V125H217V127H216L217 131H215V132H218V133H219V131H220V135H219V134L217 135V134L213 133L212 138H211V134H210V136H209V133L206 134V133L208 132V131H206L207 129L205 130V128L208 126V125H206V124H209V122H208V123L206 122L207 120L209 121L208 118H207L206 121L204 120L205 122H203V119H204V118L206 119V117H205V116H206ZM223 113H224V114H223ZM228 113H229V114H228ZM232 113H233V112H232ZM72 114H73L74 116H72ZM218 114H219V115H218ZM243 114H244V115H243ZM245 114H246L247 116H246ZM249 114H250V115H249ZM176 115H177L176 111H173V112H172V117L174 118ZM204 115H205V116H204ZM211 115H213L214 117H212ZM215 115H218V116H216V117H218V118H216ZM233 115H234V116H233ZM236 115H237V116H236ZM248 115H249L250 117H249ZM55 116H57V117H55ZM71 116H72V117H71ZM225 116H226V117H225ZM86 117H84V118H86ZM198 117H199V118H198ZM201 117H202V118H201ZM203 117H204V118H203ZM219 117H220V119H219ZM221 117H222V118H221ZM224 117L227 118L228 121H227ZM229 117H230V118H229ZM234 117H236V119H235ZM245 117H246V118H245ZM89 118H90V119H89ZM211 118H212V119H211ZM213 118H214V119H213ZM215 118H216V119H215ZM231 118H233V119H231ZM69 119H67L68 121H67V120H66V121H67L68 125H69V124L72 125V124L70 123ZM75 119H76V120H75ZM78 119H79L80 121H81V120H82V121H81V122H77ZM197 119H198V121H197ZM200 119H201L202 121H201ZM221 119H222V120L224 119L225 121H227V122L229 123V128H230L231 125L233 126V128H230V130H229L230 133L228 132V133H229V137L226 136V137H228V138L230 139V142H229V139H228L227 143L224 142V140L227 139V138H225L224 134H222V130H223V129H222V128H221V129H218V128H220V126L222 125L223 122L226 123L225 121L219 123V121H222ZM230 119H231V121H230ZM234 119H235V120H234ZM237 119H238V120H237ZM46 120H48L49 122H46ZM194 120H195V121H194ZM232 120H233L234 122H233ZM236 120H237V121H236ZM241 120H242V121H241ZM199 121H200V123H199ZM238 121H239V123H238ZM240 121H241V122H240ZM42 122L45 123L46 126H47V125H48V126H47V127L44 126ZM201 122H203V123H201ZM230 122H231V123L233 122V124H231ZM37 123H38V124H37ZM40 123H41V124H40ZM46 123H47V124H46ZM79 123H80V124H79ZM82 123H83L84 125H83ZM205 123H206V124H205ZM218 123H219V124H218ZM224 123H223V124H224ZM1 124H2V123H1ZM75 124H77V125L75 126ZM78 124H79V125L82 124L81 127H83V128H81ZM202 124H203L204 126H206V127H204ZM235 124H236V125L238 124V126H236ZM240 124H241V125H240ZM13 125H14V124L11 123V124L8 126L9 129L5 131V134H4V135L9 134L10 132H13V131L16 129L15 126H13ZM193 125H195V126L197 125V126L194 128ZM40 126H42L43 128L46 127L47 129H48L49 126H50V129L47 130V129L44 128V131H43V128L41 129ZM52 126H53V128H52ZM78 126H79V127H78ZM199 126H201V127H199ZM218 126H219V127H218ZM232 126H231V127H232ZM240 126H242V127H240ZM246 126H247V127H246ZM251 126H252V124H251ZM197 127H198V129L200 128V130L202 131V133H201L200 130H199L200 133L198 132ZM202 127H203L204 129H203ZM236 127H237V128H236ZM239 127H240V128H239ZM38 128H40V133H42V135H43V134L45 135V132H46V135H45V136L43 135V138H41L42 135H41L40 133H38V132H39V129H38ZM76 128H75V129H76ZM79 128H81L82 130L80 129V130H81V131H80ZM193 128H194V129H193ZM201 128H202V129H201ZM234 128H236L237 130L239 129L238 132H240V133H241V131H242V134L240 135L241 138H239V140L242 141V139H243V141H242L243 143H242L241 141H238V143H240V144H238V145L235 144V145H236L235 148H234V146H231V145L233 144L231 140H233V142H234V139H233L232 137H233L234 135L236 136V134L238 135L239 133L237 132V130H236V132H235ZM242 128H244L246 131H244V129H242ZM37 129H38V130H37ZM63 129H64V128H63ZM63 129H62V130H63ZM232 129L234 130L235 133L232 131ZM241 129H242V130H241ZM41 130H42L44 133H43ZM45 130H46V131H45ZM83 130H86V131L84 132V134H82V133H83ZM249 130H250V131H249ZM59 131H60V132H59ZM74 131H75V132H78V133H79V131H80V133H81V132H82V133H81V134L79 133L81 136H80V135L75 136V137H76V139H75L76 142L74 141L73 144L71 143L72 145H70V143H69V141H68V140H69V137L72 136V137H70V140H71V138L74 139V134H75V135L77 134V133H75ZM204 131H205V132H204ZM231 132H232V133H231ZM245 132H248V133H247L246 135H244L243 133H245ZM249 132H250V133H249ZM68 134H69V135H68ZM205 134H206V135H205ZM214 134H215V136H214ZM248 134H249V135H248ZM55 135H56V136H55ZM202 135H204V136H202ZM207 135H208V137H207ZM216 135H217L218 137H217ZM230 135H231V136H230ZM232 135H233V136H232ZM242 135H243V136H242ZM38 136H39V137H38ZM40 136H41V137H40ZM54 136H55V137H54ZM194 136H195V138H194ZM196 136H197V137H196ZM198 136H199V137H198ZM201 136H202V137H201ZM205 136H206V137H205ZM223 136H224V137H223ZM246 136H247V137H246ZM248 136H249V138H248ZM61 137H62V139H61ZM64 137H65V138H64ZM67 137H68V138H67ZM77 137H78V138H77ZM81 137H82V138H81ZM213 137L217 138V140H216V141H217V144L214 142L215 139H214ZM222 137L224 138V140H223ZM244 137H245V138H244ZM33 138H32V139H33ZM49 138H50V139H49ZM59 138H60V139H59ZM197 138H198V139H197ZM203 138H204V140L210 138L211 142L208 140V141L210 142V144H207V145H205V147H204L203 144H202V143H203L202 141H204V140H202ZM218 138H219V141L221 140V141H220L221 144H220V142L218 141ZM220 138H221V139H220ZM73 139H72L71 141H73ZM180 139H181V138H180V134H179L178 131H175L174 133H172V136H171V142H172V144L178 145V144L180 143ZM193 139H194V140H193ZM200 139H201L202 141H201ZM213 139H214V140H213ZM244 139H245V140H244ZM47 140H48V141H47ZM63 140H64V142H62ZM248 140H249V141H248ZM50 141H51V142H50ZM71 141H70V142H71ZM81 141H82V140H81ZM200 141H201V142H200ZM206 141H207V140H205V142H206ZM208 141H207V142H208ZM212 141H213V142H212ZM222 141H223V142H222ZM245 141H246V142H245ZM43 142H44V143H43ZM46 142H48V143H46ZM49 142H50V143H49ZM56 142H57V143H56ZM207 142H206V143H207ZM209 142H208V143H209ZM244 142H245V144H244ZM206 143H205V144H206ZM222 143L224 144V147H225V148L222 147V146H223ZM53 144H54V143H53ZM53 144H52V145H53ZM201 144H202V145H201ZM225 144H226L227 148H226ZM230 144H231V145H230ZM47 145H50V146L47 147ZM68 145H67V147H66L65 149H68V148H69ZM84 145H86V143H85V144L83 143L81 147H83ZM214 145H217V146L219 147V149H220V150H223V151H220V150L218 149V147H216V146H214ZM220 145H221V146H220ZM233 145H234V144H233ZM239 145H240V146H239ZM45 146H46V147H45ZM200 146H198V147H200ZM206 146H207V147H206ZM209 146H210V147H209ZM213 146H214V147H213ZM237 146H239V147L236 148ZM61 147H62V146H61ZM202 147H203V148H206L207 150H206V149H203ZM208 147H209V148H208ZM215 147L217 148V150H216ZM221 147H222V148H221ZM229 147H231V148H229ZM248 147H249V146H248ZM70 148H71V150H73V153H74V151L76 152V151L78 150V148L75 149V146H74V147H70ZM72 148H73V149H72ZM214 148H215V149H214ZM30 149H31V148H27V149H25V151H24L23 153H20L21 156L18 155L17 157H15V161H14V157H13V159H12V160H13V161H12L13 164H12V165H10V164H11V161H10V162L7 164V166H4V168H5V167H8V168H7L8 170H10V168H11V173H14L13 175L10 173V171L7 172L6 168H5L4 170L0 171V173L2 172V173L0 174V176L3 174L2 176H4V178H5L6 180H8V183H9V182L12 183V184L15 183V182H14V179L16 178L15 175H16V174H17V175L20 174V172L22 171V169H23L24 166L26 165L25 163H27V165H28V162H29V160H28V158H29V154H31V151H29ZM37 149H36V150H37ZM60 149H61V148H60ZM62 149H63V147H62ZM208 149H212V150H208ZM31 150H32V149H31ZM46 150H47V151H46ZM214 150H215V151H214ZM226 150H228L227 153H226ZM26 151H27V153H28L27 155H26V153H25ZM55 151H56V150H55ZM55 151H54V152H55ZM38 152H40L41 154L38 153ZM42 152H43V153L46 152V153H45V156H44V154H43ZM56 152L58 153V151H56ZM207 152H209L210 154L207 153ZM218 152H219V153H218ZM221 152H222V154H224V155L226 154L225 156H226L227 158L220 157V155H221V156H224V155L220 154ZM200 153H201V152H200ZM212 153H213V154H212ZM42 154H43V155H42ZM55 154H56V153H55ZM218 154H219V155H218ZM207 155H208V156H207ZM212 155H215V157L212 156ZM216 155H217V156H216ZM229 155H230V154H229ZM231 155H232V154H231ZM237 155H238V156H237ZM27 156H28V157H27ZM38 156H40V157H38ZM210 156H212V158H211ZM20 157H21L22 159H21ZM23 157H24V158H23ZM25 157H26V159H25ZM36 157H37V158H36ZM41 157H42V158H41ZM43 157H44V158H43ZM208 157H209V162L207 161V160H208V159H207ZM237 157H238V158H237ZM39 158H40L42 161L39 160ZM210 158H211V159H210ZM213 158H214V159H215V158H218V160L215 159V161H214ZM219 158H220V160H219ZM17 159L19 160V162H18ZM222 159H223V161L226 162V164H225L223 161H221ZM224 159H225V160H224ZM230 159H232V161H231ZM233 159H234V160H233ZM236 159H237V160H240V162H239L240 164L237 163L238 161H235ZM25 160H26V161H25ZM54 160H55V159H54ZM210 160H213V161H210ZM36 161H37V162H36ZM204 161H205V162H204ZM219 161H221V162H220V164L218 165ZM227 161H228L229 163H228ZM233 161H235L237 164L232 163ZM31 162H32V164H34V165H32ZM52 162H53V163H52ZM55 162H56V161H51V163L48 162V164H46V165H51V164H52V166H53ZM207 162H208V163H207ZM211 162H213L214 164L211 163ZM222 162L224 163L223 165H222ZM49 163H50V164H49ZM216 163H217V164H216ZM30 164H31V165H30ZM227 164H228V165H227ZM232 164H234V165H238V164H239L240 167H239V168H238V166L235 167V166L232 165ZM27 165H26V166H27ZM212 165H213V166H212ZM221 165H222V169H223L224 167H227V171H229V172H228L229 175L226 174V176H225V174L220 173V172L227 173V172H225V171H226V168L224 169V171H223V170L220 171V169H221L220 166H221ZM224 165H225V166H224ZM229 165H230V166L232 165V166L235 167V168L230 167ZM1 166H2V165L0 164V168H1ZM30 166H31L32 169L30 168ZM214 166H215V167H214ZM217 166H218V167H217ZM228 166L230 167L229 169H228ZM9 167H10V168H9ZM20 167H23V168L21 169ZM48 167H51V166H48ZM53 167H54V166H53ZM211 167H213V168L211 169ZM33 168H34V169H33ZM217 168H218L219 170H218ZM231 168L233 169V171H235V169H236L235 174H236V175L239 174L240 176H239V175L236 176L235 174H233V171L231 170ZM2 169H3V167H2ZM15 169H16V170H15ZM27 169H28V171H27ZM30 169H31V170H30ZM210 169H211V170H210ZM214 169H215V170H214ZM237 169H238V170H237ZM12 170H13V171H12ZM17 170H18V171H17ZM33 170H34V172H33ZM205 170H207V171H205ZM217 170H218V172H217ZM230 170H231L232 172H231ZM30 171L33 172V173H32L33 176L31 175V172H30ZM212 171H213V172H212ZM214 171H216V174L214 173ZM240 171H241V173H238V172H240ZM16 172H17V173H16ZM211 172H212V173H211ZM8 173H9V174H8ZM28 173H29V175H28ZM213 173H214V175H213ZM217 173H219V174H217ZM230 173H232V174H230ZM5 174H6L7 178L10 176V177L13 178V180L10 181V180H9V179H11L10 177L7 179V178L5 177ZM66 174H67V173L63 174L62 177H64ZM20 175H21V174H20ZM27 175H28L29 178L27 177ZM67 175H68V174H67ZM144 175H145V176H144ZM175 175H176V174H175ZM233 175H234V176H233ZM164 176L169 177V173L166 174V175H164ZM218 176H219V177H218ZM222 176H223V179H224V177H228L229 180L232 179V178L234 179V177H235V180H234V181H232L233 179L230 180V182L232 181V182H234V184L231 182L232 186H230L231 184H230V182H229V180H228L227 178H225V179H226L229 183H228V184H227V182L224 183L223 179L221 180V177H222ZM232 176H233V177H232ZM41 177H43V175H42ZM41 177L39 176V179H37V180L39 181V180L41 179ZM62 177H61V180H62V179H65V178H62ZM65 177H66V176H65ZM173 177H174V178H173ZM204 177H205V178H204ZM230 177H231V178H230ZM236 177H237V178H236ZM66 178H67V180H70V181H68V182H69L68 185L70 184V186L66 185V184H67V182H66L67 180H66V179L63 180V181L66 182V184H65L64 182H62L61 180H59V179H58V182H57V183L62 182V184H61V183L58 184L59 186L61 185V186H60V189H61V187H62V185H63L62 188L64 189V187H65V189H64L65 191L62 189V192L68 194L67 192H68V190L70 191V190L72 189L71 185H72L73 183H70V182L72 181V180H71V178H72L71 175H68V177H66ZM68 178H69V179H68ZM142 178H144V179H142ZM18 180H19V179H18ZM18 180L15 179V181L17 182V183L15 184V185H16L15 188H19V189H16V190L18 191V190H20V189L23 188L24 190L27 191V187L24 186V185H23L24 187H22L21 184H19L21 181L18 182ZM37 180H36L35 182H38ZM140 180H142V183H143V184L140 183ZM218 180H220L221 183H220ZM226 180H225V181H226ZM12 181H13V182H12ZM165 181H166L167 183H166ZM239 181L237 182V185H238ZM50 182H51V181H50ZM50 182H48V183L51 184ZM76 182H77V181H76ZM144 182H145V183H144ZM163 182H164V183H163ZM63 183H64V184H63ZM74 183H75V182H74ZM77 183H78V182H77ZM77 183H75L76 185H72L73 188H74L75 186H78ZM170 183H171V184H170ZM178 183H179V184H178ZM178 183H177L178 185H181V184H180V183H181L180 181H179ZM218 183H219V187H218ZM223 183H224L225 185H224ZM141 184H142V185H141ZM153 184H154V183H153ZM163 184H164V185H163ZM167 184H168V185H167ZM220 184H221V185H220ZM222 184H223L224 187L227 185V186H226L227 189H226V187H225V191H226L225 194H223L224 192L222 191V189H224V188H222V187H223ZM144 185H145V186H144ZM166 185H167V186H166ZM216 185H217V186H216ZM154 186H153V187H154ZM208 186H206V187H208ZM20 187H21V188H20ZM67 187H69V188H67ZM131 187H132V186H131ZM133 187H132V188H133ZM151 187H152V186H151ZM159 187H160V188H159ZM211 187H212V188H211ZM25 188H26V189H25ZM75 188H76V187H75ZM218 188H220V190L222 191V194H223L224 196H223L222 194H219V193H221V191H220ZM130 189H131V191H132V190H133V191L130 192ZM159 189L161 190V192H160ZM202 189H203V190H202ZM206 189L209 190V191H211V192H210V193H208L209 191H208V192H207V191L203 192V191L206 190ZM211 189H213V190H211ZM216 189H217L218 191H220V192L218 193ZM140 190H141V191H140ZM165 190H166V191H165ZM229 190H230V189H228V191H229ZM66 191H67V192H66ZM162 191H163V192H162ZM164 192H165V193H164ZM215 192H216V194H215ZM136 193H137V195H136ZM163 193H164V194H163ZM205 193L210 194V195H208L209 197L207 196V194L204 195ZM213 193L215 194V196H214ZM66 194H64V195H66ZM144 194H145V195H144ZM159 194H160V195L163 194V195H162L163 197L160 196ZM212 194H213V196H212ZM217 194H219L220 196L222 195L223 198H222V196H221V197H220V196L217 197V196H218ZM5 195H6V191H3V190H2V192H0V196H3V197H4ZM142 195H144V196H142ZM157 195H158V196H157ZM198 195H199V197H198ZM203 195H204V196H203ZM164 196L167 197V199H164ZM206 196H207V197H206ZM210 196H212V198H211ZM230 196H231V195H230ZM203 197H205V198H203ZM57 198H58V197H55V196H54V197H53V200H57ZM154 198H155V199H159V198L161 199V198H163V200H164L165 202L161 199V201H163L164 204H163V205L160 204L161 206H159V211H157L156 214H155V211H153L154 213L151 212L152 216H150L149 219L152 218V219H151L152 221H149V224H148V225H153V226H155V227H153V228H154L153 230H150V229L148 230L147 226L145 227V224H144L145 221H146V225H147V223H148L147 220L145 219V216H146V218L149 216V215L147 216V214H148V212H150L151 204H152V201H151V200H155ZM214 198H215V200H214ZM216 198H217V200H218V199L220 200L219 203H218L219 200L217 201ZM220 198H222V199H220ZM224 198H226V199H224ZM140 199H141V200H140ZM146 199H147V200H146ZM193 199H194V198H193ZM203 199H205V201H204ZM206 199H207V200H206ZM208 199H211V201H212V205H213V204H217V206L215 205V206H216V207H215V206L213 205L214 208H213V206H212V208H211V206H208V205H211V204H210L211 201L209 200L210 203H208V202H209ZM21 200H22V199H21ZM21 200L18 199L16 202L14 201L15 203H13V205H12V206H13V211H15L17 205L21 202ZM139 200H140V201H139ZM166 200H167V201H166ZM222 200H223V201H222ZM190 201H191V200H190ZM190 201H188V202L190 203ZM206 201H207V202H206ZM119 202H120V204L118 205ZM119 202L117 203V205H118L119 207H116V210H117L118 208L121 207V200H120ZM141 202H142V203H141ZM145 202L148 203V204H147L148 206L146 205ZM149 202H151V204H150ZM153 202H154V201H153ZM188 202H187V203H188ZM191 202H192V201H191ZM205 202H206V203H205ZM215 202H216V203H215ZM2 203H4V200H1L0 204H2ZM141 204H144V205L142 206ZM207 204H208V205H207ZM117 205L115 204V206H117ZM138 205H139V206H138ZM184 205H185V206H184ZM135 206H136V207H135ZM149 206H150V207H149ZM162 206H163V207H162ZM203 206H204V207H203ZM133 207H134L135 209H134ZM139 207H140V208H139ZM141 207H145V208L142 209ZM205 207H206V208H205ZM208 207H209L210 209H209ZM200 208H201V210H200ZM202 208H203V209H202ZM215 208H216V209H215ZM133 209H134V211H133ZM140 209H141V210H140ZM160 209H161V210H160ZM208 209H209V211H208ZM212 209H213V210L215 209V211H213ZM137 210H138V211H137ZM199 210H200V211H199ZM202 210H203V211L205 210V212H203ZM141 211H142V212L144 211L143 213H144V215H145V214H146V215L144 216L143 213H142ZM147 211H148V212H147ZM165 211H166V212H165ZM174 211H176V213H174ZM206 211H208V212L211 213V214H210V213L208 214L209 217L211 216V217L209 218L210 220L204 216V215L207 214ZM158 212H159V213H158ZM163 212H165V213H163ZM167 212H168V213H167ZM212 212L215 213V214H213ZM125 213H126V214H125ZM157 213H158V215H157ZM173 213H174V214H173ZM200 213H201V214H200ZM204 213H205V214H204ZM128 214H130L131 216H127ZM140 214H141L142 216H140ZM153 214H155V215H153ZM195 214H196L197 216H200V218L198 219V217H197ZM163 215H164V216H163ZM193 215H195V216H194L195 218L197 217V218H196L197 221H200L201 223H205V224H202V225H201V226L205 225V226H203L205 229H203V227L201 228V226H200V224H199L200 222H199V223H198V222L195 223L196 220H195V218L193 217ZM202 215H203L205 218H204ZM212 215H213V216H212ZM214 215H215V216H214ZM157 216H158V217H157ZM159 216H160V217H159ZM201 216H202V217H201ZM208 216H207V217H208ZM138 217L140 218L139 221L137 220ZM141 217H142V218H141ZM153 217H154V218H153ZM155 217H157V218H155ZM186 217H188V218L186 219ZM115 218H116V217H114V219H115ZM131 218H132V219H131ZM192 218H193V219H192ZM201 218H203V219L206 220V221H208V220H209V221L206 223V222H204V220L202 221ZM114 219H113V221H114ZM125 219H126V220H125ZM167 219H168V220H167ZM183 219H184L185 221H184ZM191 219H192V220H191ZM200 219H201V220H200ZM130 220H131V221H130ZM133 220H134V221H133ZM154 220H155V221H154ZM193 220H194V223L192 222ZM108 221H109V220H108ZM113 221H111L110 223L108 222L109 224H111L110 226H112V224H113L112 222H113ZM137 221H138V222H137ZM140 221H141V222H140ZM143 221H144V222H143ZM153 221H154L155 223H154ZM161 221H162V222H161ZM47 222L49 223V225H47V224H48ZM47 222H45V223H46V224H45V227H46L45 230H46V231H47V230L50 231V230H51V228H50V222H51V221H47ZM114 222H115V221H114ZM152 222H153L155 225L152 224ZM180 222H181V223H180ZM138 223H139L140 226L138 225ZM141 223H142V224H141ZM177 223H178V224H177ZM209 223H212V224L208 227L207 225H208ZM53 224H54V222L51 223V226H52ZM102 224H103V225H101V226H103V227H101V229L103 230V229L105 228V227H104V224H105V223L102 222ZM109 224H108V225L106 224L107 227H106L105 229H107V228L109 227ZM143 224H144V225H143ZM189 224H190L191 226H190ZM194 224H195L197 227H196ZM134 225H135V226H134ZM163 225H164V226H163ZM178 225H179V228H178ZM180 225H182V226H180ZM97 226L99 227V230H100V225L97 224L96 227H97ZM143 226H144L145 228H144ZM193 226H194V229H193ZM3 227H4V230H3ZM169 227H170V228H169ZM186 227H189L190 229L187 228V229H189V230H187V229H185ZM211 227H212V226H211ZM211 227H210V229H211ZM49 228H50V230H49ZM165 228H166V229H165ZM191 228H192V229H191ZM198 228H199V229H198ZM200 228H201V229H200ZM168 229H169V230H168ZM196 229H197V230H196ZM210 229L207 230L206 232L209 233L208 231H210ZM1 230H2V232H4V231L6 230V227H5V226H2V229L0 228V235H2ZM130 230H131V231H130ZM143 230H144V231L146 230L145 233H144ZM162 230H163V231H162ZM178 230H179V231H178ZM186 230H187V231H186ZM195 230H196L197 233L195 232ZM201 230H202L203 232H202ZM204 230H205V231H204ZM152 231H153V232H152ZM171 231H172V232H171ZM188 231H189V233H188ZM191 231H193L192 234H190ZM198 231H201L200 234H199ZM120 232H121V233H120ZM182 232H183V233H182ZM184 232H185V233H184ZM158 233H159V234H158ZM163 233H164V234H163ZM166 233H167V234H166ZM175 233H176V234H175ZM180 233H181V234H180ZM193 233H195V234H193ZM201 233H202V234H201ZM124 234H125V235H124ZM131 234H132V235H131ZM172 234H173V235H172ZM187 234H190V235H191V239L189 238L190 236L188 237ZM198 234L200 235V236L198 237V239H197V237H196V240H193L195 236H198ZM121 235H122V236H121ZM192 235H193V236L195 235V236L193 237V239H192ZM161 237H162V238H161ZM187 237H188V238H187ZM203 237H204V236H203ZM105 238H106V239H105ZM130 238H131V239H130ZM178 238H179V240H178ZM200 238H201V241H200ZM125 239H126V240H125ZM148 239H150V240H148ZM185 239H186V240H185ZM144 240H145V241H144ZM168 240H169V241H168ZM171 240H172V241H171ZM190 240H191V242H190ZM192 240H193L194 242H193ZM197 240L200 241V242H198ZM202 240H203V243H204L203 246H202V243H201ZM131 241H132V242H131ZM153 241H154V242H153ZM196 241H197V243H201V245H200V244H197ZM96 242H93V244L96 243ZM129 242H130V243H129ZM134 242H135V243H134ZM170 242H171V243H170ZM179 242H180V243H179ZM165 243H166V244H165ZM168 243H169V244H168ZM188 243H189L190 245H189ZM192 243H193V245H194V243L197 244V245H200L199 247H198L197 245H195V246H197V247H196V250H198V249L201 250V248L204 249V250H201L202 252L200 251V252H201V256H199V255H200L199 252H196V251H195V248H194L195 246L192 247V245H191ZM126 244H128V245L126 246ZM132 244H133V245L135 244V246H133ZM144 244H145V245H144ZM187 244H188V245H187ZM91 245H92V244H91ZM129 245H130V246H129ZM67 246L71 248V246L69 245V243H68ZM88 246H89V244H88ZM124 246H125V247H124ZM152 246H153V247H152ZM187 246H190V252L192 251L191 253H193V251H194L193 254L189 255V254H190V253L188 252V249H189V248H188ZM68 247H67L66 249L70 251V248L68 249ZM130 247H131L132 249H131ZM164 247H165L167 250H166ZM178 247H179V248H178ZM186 247H187V250H186ZM200 247H201V248H200ZM138 248H139V249H138ZM159 248H161V249H159ZM192 248H194V249H192ZM0 249H1V247H0ZM155 249H156V250H155ZM175 249H176V250H175ZM182 249H183V250H182ZM191 249H192V250H191ZM67 250H65L64 253L62 252V254L60 255L61 259L64 257V258H66L67 260L63 258L65 261H62L63 259L61 260L60 257L58 256L59 260H58V259H57V260L59 261V263H60V261H61V264H62V262H63V264H65L66 262H67L66 264L69 263V261H68V253H69V252H68ZM109 250H110V251H109ZM143 250H144V251H143ZM145 250H146V251H145ZM148 250H149V251H148ZM158 250H159V251H158ZM162 250H164L165 252H169V251H170V252L166 254V253H165L164 251H162ZM172 250H173L174 252H173ZM184 250H186L187 252L185 253ZM155 251L158 252V256H157V253H155ZM161 251H162V252H161ZM175 251H176V252H175ZM177 251L180 252V253H178ZM106 252H107V253H106ZM116 252H117V253H116ZM137 252H138V253H137ZM149 252H151V253L153 252V253L151 254V253H149ZM172 252L175 253V254L177 253L176 256H177L178 259L174 260L176 256H174L175 254H172ZM65 253H67V254H65ZM105 253H106V256H105ZM129 253H130V255H129ZM145 253H146V254H145ZM147 253H149V254H147ZM154 253H155V254H154ZM170 253H171V254H170ZM183 253L185 254L184 256H183ZM198 253H199V254H198ZM63 254H64V255H63ZM144 254H145V255H144ZM165 254H166V255H165ZM169 254H170V255H169ZM178 254H180L181 257H178ZM181 254H182V255H181ZM65 255H66V256H65ZM112 255H114V256H112ZM119 255H120V256H119ZM126 255H127V256H126ZM141 255L145 258L144 260H143V257H141ZM148 255H149V256H148ZM151 255H152V256H151ZM155 255H156V256H155ZM159 255H161L162 258H161ZM163 255H164V257H166V258L168 257L167 260H166L165 258L163 259ZM167 255H169V256H167ZM192 255L194 256V258H193ZM195 255H196V256H195ZM62 256H63V257H62ZM103 256H105V257L103 258ZM110 256H111V257H110ZM123 256H124V257H123ZM172 256H173V258H174L173 260L170 259V258H172ZM125 257H126V258H125ZM132 257H133V258H132ZM138 257H139V258H138ZM146 257H148V258H146ZM155 257L157 258V259H156V260H157V263H156V260L154 261ZM195 257H196V258H195ZM198 257H199V258L201 257V258L198 259ZM131 258H132V259H131ZM152 258H153V259H152ZM158 258H160V260H158ZM190 258L192 259V262L190 261V260H191ZM104 259H105V261H104ZM120 259H121V260L123 259V260L121 261ZM136 259H137V260H136ZM138 259H139V260H138ZM141 259H142L143 261H142ZM189 259H190V260H189ZM196 259H197V260H196ZM102 260H103V261H102ZM115 260H116V261H115ZM125 260H126V261H125ZM132 260L137 261V262L135 263V262L132 261ZM162 260H164V261L162 262ZM169 260H170V261L172 260L173 262H174V261H177V262H174V263H173V262H170ZM193 260H194V261H193ZM195 260H196L197 262H196ZM19 261H20V259L17 260V261H14V262H15L16 264H19V263H20ZM114 261H115V262H114ZM124 261H125V263H124ZM140 261H142V262H140ZM144 261H145V262H144ZM185 261H184V263H182V264H187ZM198 261H199V262H198ZM14 262L12 261L10 264H12V263L15 264ZM64 262H65V263H64ZM113 262H114V263H113ZM118 262H119V263H118ZM126 262H128V263H126ZM133 262H134V263H133ZM138 262H139V263H138ZM190 262H191V263H190ZM195 262H196V263H195ZM56 263H58V262H56ZM131 263H130V264H131ZM148 263H147V264H148ZM167 263L165 262L164 264H167ZM92 264H95V263L93 262Z\"/></svg>",
  "mask_w": 264,
  "mask_h": 264
}]
</instances>
